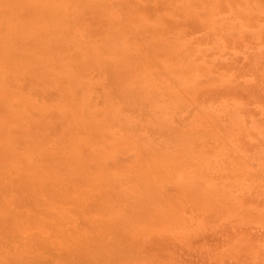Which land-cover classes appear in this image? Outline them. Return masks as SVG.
<instances>
[{"label": "rangeland", "instance_id": "obj_1", "mask_svg": "<svg viewBox=\"0 0 264 264\" xmlns=\"http://www.w3.org/2000/svg\"><path fill=\"white\" fill-rule=\"evenodd\" d=\"M7 1L8 0H4V1L2 0L1 2L0 0V44H3L2 47H4L5 44H7L9 48L4 47L2 48V50L8 49L9 52L8 50L5 51L10 53L11 55L10 54L8 55V53L2 51L0 46V50H1L0 60L1 62H6V60H8V62L12 61V63L14 64V62H16L18 59H21V57H23L22 60L23 61L25 60L26 62L24 61L23 64L22 62L17 61L18 62L16 63L17 67L12 66L13 64L11 62L10 63L7 62V63L12 65H7L6 63L5 64L2 63L3 65H1L0 63V70H1L0 71V75H1L0 102H3V105L2 103H0V113L2 112L0 114V123H2V127L8 123H9L8 125L12 126L13 129L15 127V131L19 135L18 137H20V134L18 132L19 128L21 129L20 132L21 133L23 132L26 136L27 135L26 132L22 131L23 125H24L23 130H25L26 128L27 131L30 129L28 127L32 128V124L34 123L33 124L34 129L33 128L30 129V131L34 130V132L32 131L33 133L31 135H35L36 133V135L39 136L38 137L39 140L41 141L40 144H43L45 149L43 145L38 144L40 145L39 148L42 147V151H43L42 153L40 151L41 149H39L38 146H35L36 143L33 144L35 147H33L31 143H29V141L36 142L35 140H37L36 136L35 139L31 137V135H29L31 133V132L29 133V131H28L29 136L27 135L28 137L26 136V138H24L23 141L27 140V142L25 141V144L27 143L30 144V146H32V149L36 151L35 152L33 150L35 154H33L32 149H31L32 152L30 151V149H28L31 148L29 145L27 146L24 144L26 148L28 147L26 149L24 145L20 144L23 143V141L19 143L9 142L8 143L9 147H11L12 144H16L15 146H19L18 144H20L21 146H24V148H22L21 146L17 147V149L21 147L22 150H17L15 146L14 148H12L15 151V152L13 151L14 153L12 155H16L18 156V158L16 159L11 157L10 158L11 161L9 163L10 165H8L6 169H8L9 173H13L15 171V173H13L15 175L9 176V173H6L8 175H4V176H8L11 179V181L13 179V182L16 181L17 184L20 180L21 181L24 180V178L25 180L31 179L30 181L28 180L25 181L24 183H22L23 181L22 182L20 181L19 183H22V186L23 184L24 186H28L30 182H32L31 184L38 183L37 185L36 184H34V186L32 185V188H34L35 185L37 188V186L41 184L40 183L41 179L48 180L50 184H53V180L54 181L56 180L58 181L55 182L58 183L57 185H60L61 183L64 184L66 181L67 182L65 183L66 185L68 184V186L71 188L75 185L74 187L79 190H82V192H85L84 190H86L88 191L87 193L89 194L98 193V195L102 194L100 192H103V194L100 196L104 195V197L106 196L104 193H106L109 196V192H110L113 197H116L118 195V197L121 198V200H123L120 201L119 198H116L115 200L119 199L118 200L119 202L115 201V203L114 202L112 203V199H110L112 196H110V198L108 197L104 198V201L107 202L106 204H103L102 202H100L102 199L100 198L99 200L98 199L99 197L97 198L95 194L92 195L91 197H96L99 200L97 201L99 203H102V204L98 203L95 205L91 203L92 199L90 197H88L90 198V201L88 198H86L85 200L87 202L84 201L85 198H82L80 201V197H82L83 195L79 197L76 192L74 191L70 192L67 190V193L64 192L65 193L64 197L66 196L65 199L67 200V202L71 201L70 203H72V205L71 206L69 205L70 208H67L70 211L68 210L66 211L64 210L66 209L65 206H67L70 203L66 204L65 206L61 205L62 206L61 208L59 206L60 205L59 203H61L64 200V197H61L60 199L62 201L58 203V201L57 202L55 201L56 198L54 197L55 198L54 199L52 197L55 196L54 194H52L53 193L52 191V193H50L52 194L50 198L53 200L50 199L51 201H49L48 203L49 205L48 208H50V215L48 217H44L43 219H41L43 217V214L44 215L49 214L47 206H44V209L46 207L47 211L45 212L42 211V215H40L41 214L40 210L39 211L37 210L40 213V214L38 213L40 217L36 215V219L34 221L35 223L38 224L35 223L33 224V221L32 223H30L33 224L31 225L32 227L34 226L32 228L30 227L29 222L31 221L30 219L35 218V214H36V213L33 214L32 211L33 210L36 211V209H38L39 207L41 208V201L39 199H41L40 197H42L44 194H41V196L38 194L40 196L39 197L36 194L39 192V190L38 192L34 193L33 192L34 190L32 191L31 188L30 189L28 188V190H31L32 192L30 191L28 193L27 191L26 193L22 192L21 200L24 194L26 195L28 194V196H24L23 199L25 197L32 198L31 196L32 194L30 195L29 193H33L34 197L32 199H34V201L37 200V202L39 200L40 206L38 205V208H36L37 205H33L34 201H31L30 204L32 205H30L29 207L31 208L32 206L35 207V208L33 207L34 209L33 208L31 209L32 211L27 209L28 207L26 208L24 207L25 208L24 209L22 207L23 205L22 206L20 205V207H22V210L20 208V211L25 210L24 213L22 212L23 215H28L29 213H31L30 215H28L29 217L32 216L33 214V218L32 217L28 218V220L26 221L28 222L27 224L24 223L25 220H23L24 224H21L22 218L21 219L18 218L17 221H15L16 219L14 217L8 216L9 217L8 219L11 220V224L6 225L9 231H10L9 228L11 226L12 228L14 227L13 230L16 233L18 230V233L14 234V238H16L15 239L16 241L19 240L18 237L21 238L23 237V235H24L23 238H25V234L32 236L31 239H28L29 242H27V240H25V242L23 240H21V242L19 241L20 244L24 242L23 244L25 248L21 246L18 243V241L17 244L15 245L13 244L14 247H11L12 249L16 250L19 253V256L22 258L20 259L22 264L23 263L36 264L34 263L35 257H32L35 252L32 253V251H37L36 250L37 248L36 249L32 248L29 245H34V246L36 245L37 247L43 246L44 248L47 249L46 251L44 250L45 253H47V258L44 255L45 253L38 254L39 252L38 251H37L38 253L36 252L38 257H41L42 255L44 257L43 259L46 258L45 261L46 264L59 263L61 258L59 259V261L57 259L56 262H54L55 258L52 257L54 252L55 254L56 253L60 254L59 253L60 249L53 248L54 251L52 252L51 245L55 246V243L58 242L56 246L60 248V245L62 244V239L60 241L59 238L61 236H59L58 238L52 237V241L56 240V242H52L54 244L51 243L50 245L48 243L49 238L53 236L54 232L56 231L55 230L56 228L59 229V231L61 230V232H63L64 234L66 230V233H68L69 236L67 237L64 234H62L64 235L62 236L64 243L62 244L61 250L65 252L66 250L63 248L68 247L67 246L68 244L70 247H72L73 244L71 245V242L69 241L71 239L72 242L74 243L73 246L77 244L78 246L77 248H79L80 251H82L81 253L79 252L78 253L82 254L81 255L82 257L83 255L85 257H88L87 259L90 260L89 264H95V262H97L96 264L99 263L101 264H264V206H262V203L259 206L260 202H263L264 204V199H263L264 191L260 190V188L264 190V91H263L264 64L261 66V68L263 67L262 70L260 68V62L255 60L257 57H259L260 60H264V0H236V1L235 0L234 1L233 0H166L167 2L164 0H158V1L153 0L157 2V4H159L157 5L159 7H163L162 6L163 3L166 2L164 4H166L167 7L170 6V9L163 10L166 7L164 5V8L160 9L162 10L161 11L162 14L161 12H158L157 9L151 10L152 18L151 15L150 16L148 15V13H151L149 10H147L148 12H146V14L145 12L144 14L141 13L142 11L138 12V10L137 12H134V10L136 9L135 7H137L136 6L137 3H135L134 6L133 5L134 3L130 2V0L129 1L128 0L127 1L126 0L123 1L122 0H88V1L82 0L83 5H81V2H79L80 0L79 1L78 0H9L8 2ZM137 1H139V3L141 4L140 6L145 9L154 6V3L150 2L152 0H148V2L150 3H147L146 0H145L146 2H144L143 0H137ZM230 1H232L235 6H233L232 2ZM238 1L242 2V4H239ZM3 2H5L6 4H1ZM24 2H26L25 4H27L26 6H28L27 8L32 7L31 10L32 14L30 13V11L26 12V17L24 16L23 8L21 9V7L24 5L23 4ZM123 3L126 8L123 6ZM78 5L79 7H77ZM85 5L92 6L91 11L89 9H86V11L88 10L90 12H86L84 8L81 7ZM223 5L227 7V8L225 7L227 11H225ZM26 6L24 5L23 7L26 8ZM93 6H95L96 8ZM80 7L82 8L81 10ZM97 7H98L97 13L98 15H100L99 18L98 16H96ZM152 8L154 7H151V9ZM82 10L86 12V15L84 12H82ZM16 11L19 13L18 15L16 14L17 13ZM68 12L70 13V16L71 14H73L71 17L69 16L70 18H68L69 15ZM81 12L83 13V15L81 14ZM91 12L92 15L94 16H91ZM184 12H185V16H187L186 14H188L190 19H192L193 17L194 20L197 19L200 25L196 24L197 28L195 27L190 29L189 22L191 21L193 22L194 20L192 19L188 21L189 20V19L187 20L188 17L187 18L184 17ZM190 12H192L191 16H190ZM27 13L28 14L30 13V18L27 17L28 15ZM78 13L80 14L78 15ZM87 14H90L91 17L90 20L88 16L91 22L90 28L93 29V34H92L93 37H88L91 35L92 32L86 34L85 30L83 29L84 26L86 28L89 26L86 25V23H88L87 22L88 18H86L84 21L80 19V21H83L85 23V25L83 26H81L80 21H77L76 22L77 24L75 23V21L78 20L76 19L77 17L82 16L85 18ZM249 14L253 15V17L251 16L249 17ZM12 15L14 17L11 18ZM254 15L256 18H254ZM95 16L96 18H93ZM66 17L68 18V20L66 19ZM162 17L168 18V21L170 18H171L170 21L173 20L175 22L177 20L178 22L181 20L182 23L179 22L180 24H183L184 21L185 25L179 26L177 24L176 27L174 26L168 27L166 25L168 24V21L167 23H165L166 20L165 22H163ZM31 18L34 19L31 20ZM71 18L73 20H71ZM100 18L102 19L104 18L103 20H107L109 18L110 19L109 21H106L107 24L104 25L101 24L103 23L102 20L100 23L98 22L100 21L99 20ZM159 18H161L162 20ZM249 18H253V19L250 20ZM39 19H41L42 21L41 20L38 21ZM63 19H65L67 23ZM119 19H122V21L126 22V24H128L129 26L128 27L129 29L126 28L127 25H124L125 23ZM116 20H118L119 23L116 22L113 24V21ZM253 20L254 23L256 22L254 26L253 24H251V21ZM32 22L35 26L32 24ZM121 23H123V26H125V27L122 26L123 30L121 29L120 26ZM30 24L32 26H30ZM108 24L113 25L114 27L108 26ZM136 25H138L139 29L136 27ZM144 25L145 26L147 25L148 27L146 28ZM149 25L150 27L151 26L155 27V30H153L152 27L149 28ZM172 25L170 24V26ZM79 26L82 27V29L78 28ZM133 27L136 28L135 30L137 32L138 30L141 29L140 31H142V33H139L140 32L139 31L138 33H136L138 35V36L136 35L137 36L136 37L135 30H133ZM32 28L34 29V31ZM98 28L100 29L98 30ZM148 28L152 29L154 33H151L152 31L150 32L146 31V29L148 30ZM102 29H105L106 31ZM126 29H128L129 31L128 30L126 31ZM158 29L160 30L159 32H157ZM100 30H102L101 33L99 32ZM56 31L59 34L58 33L55 34L54 32ZM210 33L212 40L211 38H208L207 40V42L210 41V43L201 44L198 41L197 42L193 41V40H197V38L201 36H202L201 39L204 38L205 40V37L208 35L210 36ZM47 34L49 35V37H47ZM130 34H132L133 37ZM84 35H86L85 36L86 38L84 37ZM146 35L149 36L145 37ZM17 36L19 37L27 36L26 37L27 41H30L32 43H30L29 45L28 44L25 45V41H26L25 38L23 39V41H19V40L15 41L17 39ZM224 36L228 38L230 37L231 40L230 41L228 40L230 44L227 43L230 45V47L226 46L227 45L226 40L228 38L226 39ZM1 38L3 39V41H6V43L1 42L2 41ZM238 41L240 42V44ZM7 42H9V44ZM12 42L14 46H12L11 44ZM15 42L17 44L16 46H15ZM21 43L22 44L24 43L25 46L22 47ZM51 43L54 44L51 47H49L50 46L49 44ZM186 43L190 46L186 45ZM58 44L61 49L59 48V46L57 47ZM235 44H238L237 45L238 48L235 47ZM185 45L188 47H186ZM64 46L67 47L65 48ZM191 46H194V48H192ZM53 51L54 53H52ZM58 51H60L61 54L64 56L66 53H68V55H70L72 59L73 58L75 59L76 57L79 58L78 56L74 57L75 53L78 52L80 56V58L78 59L79 61L75 59L74 61L75 63H73L72 65L74 67H72L70 65L72 64L71 57H70L71 60L67 61L68 59L67 58L65 59V62H63L64 58L67 56L63 58L61 56L60 58H58L60 53ZM255 51L258 53L259 56L257 55H256L257 57L255 56V54H257L255 53ZM1 52L7 54V57L5 56L4 53ZM2 54H4L6 59L4 58V56H2ZM14 54H16L15 57H13ZM25 54L26 55L29 54V55L26 56ZM251 54L255 58L254 60H251L250 63L252 64L251 65L249 64L251 67L246 69L247 72H245V69L243 71H241V69L239 70L238 67H233L235 68V70L234 69L231 70L229 66H233L235 64L240 65V67L242 66L241 65L242 61L240 60L241 58L239 56H241L242 59L246 60L245 56L247 55L252 56ZM9 56L10 57L12 56L11 59H7L9 58ZM17 56L20 57L18 58ZM14 58L15 59L18 58V59L15 61ZM26 58L29 59L27 60ZM30 60L34 63L33 64L30 63L31 62ZM257 60L259 59L257 58ZM55 61L57 63H55ZM105 62L106 64H108V66L111 65L110 71L113 70L112 72L113 74L109 72V74L112 75H108V76L106 75V77L104 74L105 70L102 68V67H106ZM216 62L217 63L222 62V63H220V65L214 64ZM20 63L24 65L22 66L21 64L20 67H22L23 69L21 68L18 71L21 74H24L23 75L24 85L22 84L24 86L23 87L24 90H22L23 88L20 89L22 86H20L19 91L14 87H12L13 90L15 89L16 91H18L16 92L13 91L10 88V86L6 88L5 85H7L10 81L13 80H15L13 82L18 87L19 85H21V83H23L22 79L21 81H19L20 80L19 77H16L18 73H16L17 71L14 70L16 68L17 69L19 68ZM47 63L48 65H46ZM54 63L56 64L53 65L54 67L49 66V64L51 65ZM224 64L225 66L226 64L229 65L228 67L230 68V71L228 68H226L227 69L226 70L224 68L225 66H222ZM29 65L31 66L29 67ZM57 65L59 66L57 67ZM64 65L65 66L67 65L68 67L67 66L65 67ZM80 65L83 68L80 67ZM5 66H12L14 67V69L12 70H9V68L5 69L4 68ZM78 66L80 67L79 68L80 70L78 69ZM39 67L41 69H38ZM94 67L97 68L94 70L92 69ZM201 67H203L202 70ZM221 67H223L224 69ZM31 68H33L32 70L34 72L31 71ZM101 68L103 69L102 72H100ZM24 69L27 71L28 74L32 73L29 74L30 76L28 77H30V79L29 78L28 80L26 79L27 81L25 80V76L27 77V75H25L26 71ZM107 69L109 70V68ZM176 69H178L179 71ZM8 70L10 73L8 72ZM212 70H216L217 72ZM12 71L15 73H11ZM81 71H83L84 74H82ZM85 71H89L88 73H90V75H87L86 77L87 72ZM93 71L96 72L94 73ZM91 72L94 74L92 75ZM252 72H256V73L253 74ZM2 73H4L3 76ZM54 74L64 77L65 79L60 77L63 80H61V82L56 81L55 84L54 81L58 80V76L56 79V75ZM5 75H7L6 76L7 80L5 79L6 78ZM45 75L49 77H46ZM9 76L13 78L16 77V79L18 78L17 79L18 81L13 78L10 80L11 77ZM88 76L90 77L88 78ZM112 76H114V79L116 80H112L113 79ZM51 77L52 78L54 77L55 79L54 78L52 79ZM105 78L109 80L110 78H112L111 80L113 82L115 81L114 84L111 83V85L113 86L109 84L111 87L107 88L108 87L107 83L108 82L110 83V81H107ZM2 79H4V81ZM38 79L40 82L37 81ZM48 79L50 80L48 81ZM69 80H72L71 84ZM104 80L105 82L106 81L107 82L106 83L103 82ZM50 81L51 83L53 81L54 83L53 87L59 85L60 87H55L58 88L57 90L56 89L51 90L50 88L53 87L49 88V86H45L48 85ZM239 81H241L242 83ZM17 82H19V84H17ZM31 83L33 84L32 85L33 90L29 91L30 89L28 88H30L31 85L29 86L28 84ZM51 83L49 85L52 86ZM102 83L104 84V86H107L105 87L107 89L103 88L104 86L102 85ZM249 83L252 85L254 83V85H258V86L252 88ZM10 84L12 85L11 82ZM15 84L13 85L15 86ZM116 85L117 87L113 88ZM38 86L39 88L37 90ZM259 86L262 89H260ZM41 87L43 88V90L41 89ZM222 87H224L225 89L234 88L232 89L233 92H236V96H238L237 94H240L239 95L240 98H236L233 92L230 94V92H228L227 90L225 91H227L228 93L227 92L222 93V90L220 89ZM5 88L6 89L10 88V89L6 91ZM199 88L200 90L201 89L202 90L200 91V94L197 95ZM205 88L207 89L205 90ZM46 89L49 90V93L52 91L54 92L56 91L55 93H57L56 95L59 94V97L57 96L58 98L55 99L54 98L55 93L53 92L54 96L52 95L53 98H50L51 95L49 96L48 92L47 93L45 92ZM108 90H110L111 93L114 90L115 93L113 92L112 93L113 95H111ZM209 90H214V91L216 90L218 93L219 91L221 93L217 94L216 92V94H212L213 92ZM25 91L26 93H30V94L32 93L31 95L32 99L30 98V96H27L30 94H24ZM37 91H39L40 93L42 92V94L45 92V94L43 96L39 94L40 95L39 96ZM92 92L95 93L99 92L96 93L97 95L93 93L94 95H96V97L94 96V99L92 97L93 96ZM165 92L167 93L166 95ZM115 94L118 96V97L116 96L117 98L115 97ZM228 94L229 96H226ZM232 94L234 95L232 96ZM73 95H75V97ZM204 95H206L207 97L206 96L204 97ZM112 96L114 98H112ZM241 96L242 97L244 96L243 98L244 100L242 99ZM202 97L204 98L201 99ZM210 97L212 98L215 97L214 100L216 101L214 102V100L211 99H207L208 101L205 100L206 98H210ZM95 98L101 101L102 103H99L98 101L97 103H99V105H97V103L95 102L96 101ZM4 99L11 101L12 104H10L8 101L9 105H6L8 103ZM51 99H55V100L49 101ZM86 99L89 100L91 99V100L88 101ZM199 100L205 103L211 100V103L203 105L200 104ZM14 102H17L19 106H21V108L18 105L16 107L13 106ZM21 103L24 104V106L26 104L29 107H31L32 105L35 106H32L31 107L32 109H29L28 106L24 107ZM43 103L46 104V107H44L45 105L43 106ZM136 103H138V105ZM123 104L126 105V109L123 107ZM140 104L141 105L143 104L142 105L143 107ZM5 105L8 106V108L4 107ZM27 107L28 109L25 110ZM37 107H39L40 109ZM9 108L11 109L9 110ZM48 108H50L54 114L58 113L56 110L62 109L63 111L61 110V112H65V113L67 112L68 113L66 114L67 116L69 114L72 115L71 116L72 118L68 117L69 119H72V121L69 120L68 122L65 123L68 124L67 126L69 128L66 127V125L65 127H62L61 125L63 121L59 120L62 117H64L65 113H61V117L58 120L56 119L53 121V118L54 117L56 118L57 115L56 116L53 114H52L53 116L50 115L52 111L50 112V109ZM41 109L45 110L44 114L45 116H49L48 117L49 119L47 117H46L47 120L45 118L44 119L41 118L42 114L40 115V113L43 111ZM189 109L191 110V114ZM24 110L25 112L26 111L27 112L25 113ZM31 110L36 112L35 113L36 115H34L36 118H33L34 116H30L31 112L29 111ZM132 110H135V112ZM48 111L50 112L49 115H48ZM96 111L98 112L99 115L96 114L94 115L93 112L97 113ZM131 111L134 112V114ZM256 111H258V114L256 115L254 114L255 115L254 116L252 113H256ZM14 112L16 113V115ZM130 112L132 113V115L130 114ZM10 113L12 114L10 115ZM13 113L15 115V120H17L16 122L13 118L14 117ZM26 114L29 115L30 117L29 119L32 121L28 120L27 118L28 115L26 117ZM146 114L147 116L145 117ZM1 115L4 117H2ZM151 115H153L154 117L153 116L151 117ZM143 116L145 118H143ZM148 116L150 117V119ZM185 116H187V118ZM140 117H142L144 120H142V118ZM173 117L174 119L176 118L175 120L176 122L173 121ZM137 119L140 120L137 121ZM50 120H52V122L56 124L57 127L58 126L62 127L61 130L63 131L62 132L60 130L59 132H55L54 135L56 138L58 137L57 138L58 140L56 141L53 140V142H57V144L54 145L55 144L54 143L53 146L51 145L52 144L51 138L53 136H51L50 138L48 135L49 132L55 130L56 127H54L55 126L54 125L53 129L49 132H46L47 129L45 128V126L47 127L49 125V123L48 122L46 123V121L50 122ZM177 121H179L180 124ZM246 121L248 122L246 123ZM17 123L19 124L21 123V124L18 125ZM28 123H30L29 124L30 126L27 125ZM17 125L21 126L22 128L21 127L18 128ZM43 125H45L44 126V128L46 129L45 132L43 131L44 128L43 130L41 128V126ZM92 125L94 127H92ZM142 125L144 127L143 129H142ZM148 126H150V128ZM123 127L124 129L122 130L121 128ZM48 128H50V126H48ZM152 128L153 129L155 128V130H153ZM81 129H82L81 132L83 133L77 134L80 133L79 130ZM156 129H158L157 132H159V134H157V132L155 133ZM161 129H165L162 130L163 132L162 134H164L167 131L166 136L165 135L162 136V134H160ZM12 131L11 134L14 137H17L15 136L16 133L14 135L15 131L13 133ZM149 132L150 133L153 132L155 134L153 133L150 134ZM92 135L94 137L96 136L95 138L96 141ZM106 135L110 136L111 138L106 137ZM240 135L241 136L243 135L244 139L240 138L241 137ZM71 136L73 138L70 139ZM233 136H235L234 139ZM236 136L239 139H237ZM29 137L31 138V140L28 139ZM66 138H68V140ZM32 139L35 140L33 141ZM207 139L208 141L211 142L213 141L215 144L213 145L212 144L213 142L210 144V142H207ZM240 139L241 140L243 139V142H241ZM218 140L220 141V143H218ZM129 142H131L130 145L131 149H129L130 146L127 147V145L130 144ZM246 142L250 143V144L247 143L248 147L245 144ZM47 143L50 145H48ZM240 144L241 145L244 144L242 146L243 149L242 147H240ZM244 147H246L245 150ZM250 147L253 149H251ZM25 149L26 151L29 152L30 154L29 156L27 155L28 152L25 153L26 151H23ZM246 149H251V150H246ZM52 150L56 155L53 153L49 155V153L52 152ZM45 151H47L48 154ZM21 152H24L25 153L24 156L27 155L28 158L24 157L23 153ZM68 154H70L71 157ZM53 155H55L54 158L56 160L57 157H59L60 161L57 160L59 162H56L52 157L51 158L53 159V161L51 160V158L49 159V156H53ZM22 156L24 157V159H22L23 158ZM90 158H93L94 162L92 161L93 159L91 160ZM43 159L48 161L49 164L46 161L43 162L44 161ZM88 159H90L91 161ZM25 160L27 162H25ZM49 160H51L52 163H50ZM45 163H47L46 166ZM59 163L60 166L58 165ZM17 165H19L17 169L20 171L14 170L17 167ZM10 166L12 172L11 170H9ZM62 166L65 169L62 168ZM37 167L39 170L37 169ZM50 168L51 171L49 170ZM69 169L71 170V172H69L70 171ZM40 170H42V172ZM65 171L67 173H65ZM72 172H74L75 174L77 173L76 174L77 177H75L76 175ZM249 172L252 176L249 174ZM252 172H255V174ZM42 175L44 178L42 177ZM256 175H258V177ZM16 176L18 178H16ZM92 176L94 178H92ZM8 177H5V180L0 177V182H1L0 191L4 186H5L4 188H7V186L10 188V184L13 183L9 180ZM38 177L41 179H39ZM61 178L62 179L64 178L63 179L64 181ZM1 179H3V181ZM50 179L52 182H50ZM83 179L84 181H86V183L84 181L82 182L79 181ZM93 179L94 181H92ZM6 180H7V184L5 183L2 185V182L4 183ZM16 182L13 183L12 185L16 184ZM90 182L92 184H89ZM44 183L45 182L43 181L42 184ZM49 183H45L46 185L44 184L45 189L46 186L52 187ZM55 183L54 186L56 185ZM75 183H77V185ZM42 184L38 186L39 187L38 189L41 188ZM63 184L62 186L60 185V187L62 188L59 187L60 191L57 190L58 192H60L58 193V195H63V193L61 194V190L66 186L65 185L63 187ZM78 184L81 185L80 186L81 188L78 187L79 186ZM18 185L21 187V189L19 188V186H16V188L15 186H13L12 187L13 190L14 189L17 190L19 188L18 190L21 191L23 189L24 186L22 187L20 184ZM255 185H257V188L253 189ZM258 185L261 187L259 188ZM96 188H97V192H96ZM74 189L72 188V190ZM252 189L254 192L252 191ZM13 190H10V192L12 193ZM52 190H56V189H52ZM73 192L77 195L76 197ZM18 193L19 192L17 191V194ZM54 193L56 194V192ZM35 194L39 198L36 197ZM16 195L14 196L18 197ZM0 197H2V193ZM77 197L79 199H77ZM247 197L253 199H248ZM35 198L37 199L35 200ZM1 199H3V197L0 198V200ZM32 199H29L28 203ZM21 200L20 203L23 202V201L21 202ZM41 200L43 203L44 201H46L44 196ZM252 201H254L255 203ZM37 202L35 204H37ZM51 202L52 204L56 202V204L55 203L53 204V206L56 207L53 208V206H51L52 204H50ZM62 203L65 204L66 203L65 200ZM57 205L59 206L61 211L60 210L58 211L56 209L58 208ZM79 205L80 206L82 205L83 207L86 205L89 208V210L87 207H84L85 209L84 211L86 212H84L83 215L81 212L82 208H77ZM188 205L190 208H188ZM73 206L74 208H72ZM127 206L129 209L127 208ZM76 208L81 210L80 212L83 216L85 215L88 216V217L86 216L83 217L84 218L83 222L85 227H88L89 225H91V223L92 225L98 224V227L93 225V227H90V229H88L89 227L86 229L84 225H82V222H79L80 216L78 218L76 216L73 217L74 215L73 213L77 212ZM125 208L127 211H125ZM94 209L95 212L91 213L93 212ZM96 210H98L100 213L96 212ZM112 210L114 212H112ZM191 210L194 212H192ZM189 211L192 213H190ZM51 212L54 213L55 217L56 216L59 217L58 221H56L58 217L54 218L53 213ZM71 212L73 215L71 214ZM87 212L89 213L90 216L88 215ZM56 213L62 214V216L67 213L68 215H66V217L68 219V222L66 221L67 220L66 217L64 219L63 217H60L61 215ZM69 214H71V216L68 218ZM199 215L200 217H198ZM37 217L39 218V222H41V220L44 223L47 221L49 225L48 228L46 227L47 229H49V227L52 228V226L55 225L54 232L50 231L52 235L49 238H48L49 236L48 234L51 233H48L49 230L45 229L44 223L41 222V224H43V227L39 225V222H37L38 221ZM25 218L23 217V219ZM60 218L66 222H59L61 221ZM83 218L80 219L83 220ZM71 220L72 222H70ZM86 220L90 222V224L88 222H85ZM48 221L49 222L54 221V222L51 224ZM6 222L10 223L8 220H6ZM57 222L63 223L64 225L63 226L59 225L57 224ZM103 222H105L106 225L110 224L109 226L111 227L109 228H112L110 231L114 232L111 233L113 238L112 236H110L109 233H107V237H106L105 233L107 232L108 228L103 226ZM99 223L101 224V226H99L100 225ZM77 224L78 225L81 224V226H76ZM15 225H17V227ZM22 225L24 226L22 227ZM57 225L59 228L56 227ZM68 225L71 226L70 228L72 230L69 228ZM35 226L39 228V230H37V228L35 229ZM72 226H76L77 230H75L76 228L73 229ZM63 227L65 229L64 231H63ZM81 227H83V230ZM102 227H105L107 229H104ZM3 229H0V233L2 232ZM40 229L41 230L44 229L43 230L44 232L47 231L46 232L47 236L44 235L45 234L44 232L42 231L40 232ZM113 229H115V231ZM81 230L84 232L87 230V232H85L87 236L85 235V233L82 234L83 232ZM19 231L22 232V235L21 232ZM29 231L30 233H28ZM33 231L34 232L36 231L35 232L36 234ZM100 231H102V233ZM195 231H197V233H195ZM24 232L25 234H23ZM31 232H33L34 234ZM38 232H40L39 234L41 237H37V238L41 239L42 236L43 237L45 236L44 240L41 239L44 242L40 243L39 240H35L34 236L39 235ZM56 232L54 235L58 236ZM103 232H105L104 238L106 237V240L104 239L102 240V237L99 238L102 235H99V237L97 235L98 233L103 234ZM2 233L0 234L1 236ZM8 233L6 232L7 236ZM6 234L4 233L3 235L5 237L2 236L1 237L2 239H0L1 246L5 243L3 242L2 244V240L7 237ZM59 234L61 233L59 232ZM88 234L93 237H95L96 235L98 239L97 237L95 238L97 240L99 239L102 240V242H100L99 240V244L98 246H96L98 241H96V239H91L93 240L92 243L94 242L93 244L94 248L93 246H90L91 245L90 243L83 242L84 244H82L81 241H79V239H81V236L83 237L86 236L88 238L87 240L85 239V237L84 238L82 237L81 240L89 241V238L91 236L89 237ZM46 237L48 242H45ZM65 237L67 238V241H65L66 240L64 239ZM75 237H77V239ZM7 238L8 240L11 239L9 237ZM68 238L70 239L68 240ZM11 241L14 243L13 240ZM33 241L34 242L38 241L41 245L38 244L37 242L33 243ZM9 244L8 246L10 247ZM3 247L4 249L6 248L7 251L9 250L7 246L3 245ZM31 249L33 250L31 251ZM3 250L0 251V257H2V255H4L5 257L7 256L5 254L6 252L5 251L3 252ZM74 251L75 248L73 252ZM66 252L65 254H62L60 256L64 257L63 255H66ZM12 253L15 254L14 251ZM77 254L76 257H78ZM67 256L68 255H66V257ZM58 257L59 256L56 255V258ZM68 259H70V257ZM64 260L66 259L64 258L63 261ZM91 260L94 261L92 262ZM20 261L19 264L21 263ZM63 261H60L62 262L61 264H63ZM70 261L71 260H69V262ZM76 261H78V259H76ZM69 262L67 263L64 262V263L70 264ZM72 262L73 261H71V264Z\"/></svg>", "mask_w": 264, "mask_h": 264}, {"label": "bare ground", "instance_id": "obj_2", "mask_svg": "<svg viewBox=\"0 0 264 264\" xmlns=\"http://www.w3.org/2000/svg\"><path fill=\"white\" fill-rule=\"evenodd\" d=\"M3 1H4V0H3ZM8 1H9V0H8ZM8 1H7V2H8ZM78 1H79V0H78ZM87 1H88V0H87ZM122 1H123V0H122ZM126 1H127V0H126ZM128 1H129V0H128ZM143 1H144V2L147 1V3H150V2H151V3H154V6H151V7H154V8L151 9V7H150V8H146V9H145V8H143V7L140 6L141 4L139 3V1H137V0H130V2H133V3H134V4H133L134 6H135V3H137V4H136L137 7H135L136 9L134 8V9H135L134 12H137V10H138V12H141V11H142L141 13L144 14V12H145V14H146V12H148L147 10H149V11L151 12V10H155V9H157L158 12H161L162 10H160V9L164 8V5L166 6V4H164V3L167 2L166 0H164V1H166V2L163 3V5H162L163 7H159V6H157V5H159V4H157V2H155V1H153V0L150 1V2H148V0H146V1L143 0ZM157 1H158V0H157ZM233 1H234V0H233ZM235 1H236V0H235ZM1 2H2V0H1ZM12 2H13V1H12ZM15 2H16V1H15ZM17 2H18V1H17ZM79 2H81V5H83V4H82V0H80ZM83 2H84V1H83ZM160 2H161V1H160ZM162 2H163V1H162ZM222 2H223V1H222ZM230 2H232V1H230ZM21 3H22V2H21ZM25 3H26V2H24L23 4L26 6L27 4H25ZM68 3H69V2H68ZM76 3H77V1H76ZM76 3H75V4H76ZM84 3H85V2H84ZM125 3H126V2H125ZM172 3H173V2H172ZM219 3H220V2H219ZM238 3H239V4H242V2H239V1H238ZM1 4H6V3L3 2V3H1ZM7 4H8V3H7ZM17 4H18V3H17ZM19 4H20V3H19ZM63 4H64V3H63ZM90 4H91V3H90ZM121 4H122V3H121ZM232 4H233V6H235L233 2H232ZM24 5H23V6H24ZM133 5H132V6H133ZM167 5H168V4H167ZM224 5H225V4H224ZM224 5H223V6H224ZM12 6H13V5H12ZM23 6L21 7V9L23 8V10H24L23 13H24V16L26 17V12H29V11H30V13H31V12H32V11H31V10H32V7H29V8H30V9H29V8H27L28 6H26V8H27V9H26V8H24ZM88 6H89V7H88ZM116 6H117V5H116ZM121 6H122V5H121ZM123 6L125 7L124 3H123ZM155 6H156L157 8H156ZM179 6H180V5H179ZM16 7H17V6H16ZM77 7H79V5H78ZM81 7L84 8L85 11H86V9H89V10L91 11V7H92V6H90V5H85V6H81ZM81 7H80V10L82 9ZM93 7H95V6H93ZM140 7H141V8H140ZM174 7H175V5H174ZM225 7H226V6H224V8H225ZM95 8H96V7H95ZM95 8H94V9H95ZM125 8H126V7H125ZM138 8H139V9H138ZM226 8H227V7H226ZM226 8H225V11H227ZM28 9H29V10H28ZM74 9H75V8H74ZM127 9H128V8H127ZM129 9H130V8H129ZM165 9H170V6H168V7L166 6L163 10H165ZM8 10H9V9H8ZM23 10H22V11H23ZM25 10H27V11H25ZM50 10H51V9H50ZM53 10H54V9H53ZM84 10H82V12H84L85 15H86V12H90V11H88V10L85 12ZM139 10H140V11H139ZM144 10H145V11H144ZM95 11H96V10H95ZM130 11H131V10H130ZM16 12H17V11H16ZM75 12H76V11H75ZM82 12H81V14L83 15ZM97 12H98V7H97V11H96V13H97ZM177 12H178V11H177ZM30 13H29V14L27 13V14L29 15V16L27 15V17H29V18H30ZM35 13H36V11H35ZM51 13H52V11H51ZM100 13H101V11H100ZM102 13H103V12H102ZM163 13H164V11H163ZM191 13H192V12H190V16L192 15ZM240 13H241V12H240ZM240 13H239V14H240ZM12 14H13V13H12ZM16 14L18 15L19 13L17 12ZM31 14H32V13H31ZM68 14H69V15H68V18H70V17L73 15V14H71V16H70V13H69V12H68ZM79 14H80V13H78V15H79ZM94 14H95V13H94ZM155 14H156V12H155ZM161 14H162V12H161ZM171 14H174V13H171ZM242 14H243V13H242ZM65 15H66V13H65ZM101 15H103V14H101ZM148 15H149V16L151 15V18H152V12H151V13H148ZM186 15H187V16H185V12H184V17H186V18L188 17V18H187V20L189 19L188 21H190V20H192V19L194 18V17H193L194 14H193V16H192V17H193L192 19H190V17H189L188 14H186ZM240 15H241V14H240ZM15 16H16V15H15ZM69 16H70V17H69ZM88 16H89V18H90V20H91L90 14H87V16H85V18L82 17V16L77 17L76 19H78V20H76L75 23H76L77 21H80V19L84 21L86 18H88ZM91 16H94V15H92V12H91ZM96 16H98V18L100 17V15H98V13H97ZM96 16L93 17V18H96ZM123 16H124V15H123ZM129 16H130V15H129ZM153 16H154V15H153ZM162 16H163V15H162ZM241 16H242V15H241ZM250 16L253 17V15H250V14H249V17H250ZM12 17H14V16L12 15L11 18H12ZM73 17H74V16H73ZM101 17H103V16H101ZM163 17H164V16H163ZM163 17H162V18H163ZM172 17H173V16H172ZM45 18H46V17H45ZM68 18L66 17L67 20H68ZM89 18H88V20H87L88 23H86V25H87V26L89 25V26H88L87 28L84 26L85 28L83 27V29L85 30L86 34L92 32L91 35L88 36V37H93V36H92V34H93V29L90 28L91 22H90ZM107 18H108V17H107ZM107 18H105V19H107ZM149 18H150V17H149ZM173 18H174V17H173ZM254 18H256L255 15H254ZM33 19H34V18H31V20H33ZM74 19H75V18H74ZM103 19H104V18H103ZM103 19L100 18V19H99L100 21H98V22L100 23L101 20H102L103 23H101V24H104V25H105V24H107L106 21H109L110 18L107 19V20H103ZM159 19H161V18H159ZM249 19L251 20V19H253V18H249ZM259 19H260V18H259ZM259 19H257V20H259ZM27 20H28V18H27ZM40 20H41V19H39L38 21H40ZM61 20H62V19H61ZM63 20H65V19H63ZM71 20H73V19L71 18ZM96 20H98V19H96ZM96 20H95V22H96ZM119 20L122 21V19H119ZM161 20H162V19H161ZM165 20H166V22H165ZM170 20H171V18L169 19V21H170ZM174 20H175V19H174ZM193 20H194V19H193ZM38 21H37V22H38ZM41 21H42V20H41ZM43 21H44V20H43ZM83 21H80V22H81V26L85 25V23H84ZM104 21H105V22H104ZM110 21H112V20H110ZM162 21L165 22V23H167L168 18H163ZM169 21H168V24H166L168 27H173V26L176 27L177 24H178L179 26H181V25L184 26V25H185L184 21H183V24H180V23H179V22H181V20H180L179 22H178V20H177L176 22L172 20L173 23H172V21H170V22H169ZM195 21H196V22H195ZM59 22H60V21H59ZM65 22L67 23L66 20H65ZM72 22H73V21H72ZM80 22H79V23H80ZM82 22H83V24H82ZM116 22L119 23V21L116 20V21H113V24L116 23ZM122 22H124V21H122ZM174 22H175V25H174ZM194 22H195V24H194ZM45 23H46V22H45ZM56 23H57V22H56ZM66 23H65V24H66ZM69 23H70V22H69ZM73 23H74V22H73ZM124 23H125L124 25H127L126 28H128V27H129L128 24H126V22H124ZM181 23H182V22H181ZM189 23H190V25H189V28H190V29L195 28V27H196V24H199V22L197 21V19L194 20L193 22L191 21V22H189ZM192 23L194 24V26H193ZM32 24H33V22H32ZM76 24H77V23H76ZM76 24H75V25H76ZM110 24H111V22H110ZM134 24H135V23H134ZM170 24H171V25L173 24V25L170 26ZM251 24H253V26H254V25L256 24V22L254 23V20H253V21H251ZM33 25H34V24H33ZM75 25H74V26H75ZM79 25H80V24H79ZM199 25H200V24H199ZM30 26H32V25L30 24ZM34 26H35V25H34ZM69 26H70V25H69ZM95 26H98V25H95ZM108 26H111V27H112L113 25H109V24H108ZM120 26H121V29L123 30V28H122L123 23H121ZM144 26H145V25H144ZM91 27H92V26H91ZM113 27H114V26H113ZM123 27H125V26H123ZM136 27L138 28V25H136ZM141 27H142V26H141ZM145 27L147 28L148 26L146 25ZM151 27H152V26H151ZM151 27H150V25H149V28H151ZM157 27H158V26H157ZM157 27H156V30H157ZM187 27H188V26H187ZM223 27H224V26H223ZM36 28H37V27H36ZM78 28L82 29V27H80V26H79ZM104 28H105V27H104ZM149 28H148V30L146 29V31L150 32V31H152V29L155 30V27H152V29H149ZM159 28H160V26H159ZM184 28H185V27H184ZM196 28H197V27H196ZM13 29H14V28H13ZM13 29H12V30H13ZM32 29H33V28H32ZM91 29H92V30H91ZM99 29H100V28H98V30H99ZM128 29H129V28H128ZM128 29H126V31H127ZM135 29H136V28L133 27V30H135ZM138 29H139V28H138ZM102 30H105V29H102ZM102 30H100L99 32L101 33ZM140 30H141V29H140ZM140 30H138V32H139ZM143 30H144V28H143ZM194 30H196V29H194ZM33 31H34V29H33ZM44 31H45V30H44ZM105 31H106V30H105ZM128 31H129V30H128ZM159 31H160V30L158 29L157 32H159ZM192 31H193V30H192ZM40 32H41V31H40ZM59 32H60V29H59ZM124 32H125V31H124ZM138 32L135 30V36L137 35L136 33H138ZM54 33L56 34V33H58V32L56 31V32H54ZM127 33H128V32H127ZM130 33H131V32H130ZM139 33H142V31H140ZM151 33H154V31H152ZM48 34H49V33H48ZM48 34H47V37H49ZM58 34H59V33H58ZM132 34H133V32H132ZM132 34H130V35L132 36ZM155 34H156V33H155ZM36 35H37V34H36ZM71 35H72V33H71ZM126 35H127V34H126ZM186 35H187V34H186ZM51 36H52V35H51ZM51 36H50V37H51ZM85 36H86V35H84V37H85ZM137 36H138V35H137ZM137 36H136V37H137ZM143 36H144V35H143ZM143 36H142V37H143ZM147 36H149V35H146L145 37H147ZM26 37H27V36H26ZM26 37H21V36L19 37V36H17V39L15 38L16 40H15V39H14V40H15V41H17V40H19V41H23V39L25 38V40L27 41V38H26ZM132 37H133V36H132ZM197 37H198V36H197ZM224 37H225V36H224ZM8 38H9V37H8ZM85 38H86V37H85ZM201 38H202V36H201V37H198L197 40H193V39H192V40L195 41V42L198 41V42H200L201 44H202V43H210V41L207 42L208 38H211V40H212L211 33H210V36L208 35V36L205 37V40H206V41L204 40V38H203V39H201ZM225 38L227 39L228 37H225ZM6 39H7V37H6ZM20 39H21V40H20ZM101 39H103V38H101ZM129 39H130V38H129ZM132 39H134V38H132ZM132 39H131V40H132ZM200 39H201L202 42L200 41ZM1 40H2L1 42H3V43L5 42V43H6V41H3L2 38H1ZM9 40H10V39H9ZM97 40H99V39H97ZM228 40H229V41L231 40L230 37L226 40V44H227V43L230 44V42H228ZM19 41H18V42H19ZM26 41H25V45H26V44L29 45L30 43H32V42H30V41H27V43H26ZM51 41H52V39H51ZM91 41H93V40H91ZM48 42H49V41H48ZM238 42H239V41H238ZM7 43L9 44V42H7ZM11 44H12V46H14V45H13V42H12ZM21 44H22V43H21ZM53 44H54V43H53ZM53 44L51 43V44H49L50 46H49V45H48V46L51 47ZM56 44H57V43H56ZM56 44H55V45H56ZM184 44H185V43H184ZM226 44H225V45H226ZM229 44H227L226 46H227V47H228V46L230 47ZM239 44H240V42H239ZM16 45H17V44H16V42H15V46H16ZM25 45H24V43H23V44H22V47L25 46ZM67 45H68V44H67ZM186 45H188V44L186 43ZM186 45H185V46H186ZM237 45H238V44H235V47H237ZM0 46H1V50H2V48H4V47H5V48L8 47L7 44H5L4 47H2L3 44H0ZM19 46H20V45H19ZM58 46H59V44L57 45V47H58ZM188 46H190V45H188ZM188 46H186V47H188ZM17 47H18V46H17ZM17 47H16V48H17ZM26 47H27V46H26ZM43 47H44V46H43ZM61 47H62V46H61ZM64 47H65V46H64ZM66 47H67V46H66ZM66 47H65V48H66ZM191 47L194 48V46H191ZM233 47H234V45H233ZM8 48H9V47H8ZM59 48H60V46H59ZM65 48H64V49H65ZM68 48H69V47H68ZM181 48H182V47H181ZM237 48H238V47H237ZM47 49H48V48H47ZM60 49H61V48H60ZM1 50H0V51H1ZM5 50L7 51L8 49H4V50H2V51H4L5 53H8V52H9V50H8V52H6ZM16 50H17V49H16ZM37 50H38V49H37ZM70 50H71V49H70ZM33 51H34V50H33ZM4 52H1V53H4ZM10 52H11V49H10ZM41 52H42V50H41ZM50 52H51V51H50ZM50 52H49V53H50ZM58 52H60V51H58ZM73 52H75V51H73ZM117 52H118V51H117ZM179 52H180V51H179ZM179 52H178V53H179ZM226 52H227V51H226ZM226 52H225V53H226ZM5 53H4V54H5ZM12 53H13V52H12ZM52 53H54V51H53ZM62 53H63V52H62ZM65 53H66V52H65ZM181 53H182V52H181ZM225 53H224V54H225ZM228 53H229V52H228ZM250 53H251V52H250ZM250 53H249V54H250ZM255 53H257V52L255 51ZM255 53H254V54H255ZM4 54H2V56H4ZM9 54H10V53H8V55H9ZM16 54H17V53H16ZM16 54H14L13 57H15ZM46 54H48V53H46ZM60 54H61V52L59 53V57H58V58H60L61 56H62V58L65 57V56H67V57L64 58V61H63V62H65V59H67V58H68L67 61L72 59V57H71L70 55H68V53H66L65 56L62 55V54L60 55ZM71 54H72V53H71ZM159 54H160V53H159ZM204 54H205V53H204ZM10 55H11V54H10ZM25 55H26V54H25ZM25 55H24V56H25ZM28 55H29V54H27L26 56H28ZM55 55H56V54H55ZM166 55H167V54H166ZM251 55H252V54H251ZM256 55L259 56L258 53L255 54V56H256ZM5 56L7 57V54H5ZM5 56H4V58H5ZM75 56H78V57L80 58L78 52L75 53L74 57H75ZM161 56H162V55H161ZM179 56H180V55H179ZM237 56H238V55H237ZM257 56H256V57H257ZM11 57H12V56H11ZM11 57L9 56V58H7V59H11ZM17 57L19 58L20 56H17ZM29 57H30V56H29ZM70 57H71V59H70ZM180 57H181V56H180ZM227 57H228V56H227ZM239 57L241 58L240 60L242 61L241 65L243 66V65L245 64V65H244L245 67H244V66H243V67H242V66L240 67V65H238V64H235V65H233V66H229L228 64H226V66H225V64H224V65H222V66H225V67H224L225 69L228 68L229 71H230V68H231V70H232V69L235 70V68H233V67H238L239 70L241 69V71H243V70L245 69V72H247L246 69L249 68V67H251L250 65H251L252 63H250V62H251V60H254L255 57H253V55H252V56L247 55V56H245L247 61H246L245 59H242L241 56H239ZM245 57H244V58H245ZM251 57H252V58H251ZM18 58H17V59H18ZM22 58H23V57H21V59H18V60L15 59V58H14V59H15V61L17 60V61L22 62V63L24 64V61H25V60L23 61ZM52 58H53V57H52ZM79 58L76 57L75 59L78 60ZM83 58H84V56H83ZM196 58H197V57H196ZM248 58H249V59H248ZM257 58H258L259 60H257ZM257 58H256L255 60L260 62V68H261V66L264 64V60H260L259 57H257ZM1 59H2V58H1ZM5 59H6V58H5ZM26 59H27V58H26ZM28 59H29V58H28ZM28 59H27V60H28ZM75 59H74V58L72 59V61H71L72 64H70L71 66L73 65V63H75V62H74ZM21 60H22V61H21ZM32 60H33V59H32ZM249 60H250V61H249ZM17 61L14 62L15 65L12 63V61H10V62H11L13 65H12V64H8V63H10V62H8V60H6V62H1V60H0V63H1V65H3L2 63H4V64L6 63L7 65H12V66H14V67H17V66H16V65H17L16 63H18ZM30 61H31V60H30ZM34 61H35V60H34ZM59 61H60V60H59ZM78 61H79V60H78ZM7 62H8V63H7ZM25 62H26V61H25ZM60 62H61V61H60ZM71 62H70V63H71ZM103 62H104V61H103ZM178 62H179V61H178ZM244 62H245V63H244ZM22 63L19 64V68H18V69L16 68L17 70L14 69V67H12V66H5V67H4L5 69L9 68V70L14 69L15 71H17L16 73H18V75H17L16 77H19V79H20L19 81H21V79H22V82H23V83H21V85H19V87H18V86L13 82V81H15V80L10 81V82L12 83V85L15 84V86H14V85L12 86V85L10 84V82H9V83H8L9 85H8V84L5 85L6 88L10 86V88H11L12 90H13L12 87H14L15 89H17V90L19 91L20 89H22V88L24 87V86H23V85H24V77H23L24 74H21L20 72H18L19 69L22 68V67H20V65H21ZM30 63L33 64L34 62L31 61ZM52 63H53V62H52ZM55 63H57V62L55 61ZM55 63H54V64H51V65L49 64V66L56 65ZM87 63H88V62H87ZM107 63H108V62H107ZM171 63H172V62H171ZM220 63H222V62H220ZM220 63H217V62H216V63H214V64H218V65H220ZM255 63H256V62H255ZM23 64H22V66H24ZM26 64H27V63H26ZM105 64H106V62H105ZM172 64H173V63H172ZM249 64H250V65H249ZM46 65H48V63H47ZM67 65H68V64H67ZM67 65H66V66H67ZM253 65H254V64H253ZM30 66H31V65H29V67H30ZM58 66H59V65H57V67H58ZM64 66H65V65H64ZM66 66H65V67H66ZM105 66H106V67H102V66H101V67L105 70V73H104V71H103V73L105 74V77H106V75H107V76H108V75H112V74H113V73H112L113 70L110 71V69H111V65L108 66V64H106ZM228 66H229L230 68H229ZM29 67H28V68H29ZM37 67H38V66H37ZM47 67H48V66H47ZM53 67H54V66H53ZM67 67H68V66H67ZM72 67H74V66H72ZM80 67H82V66L80 65ZM80 67L78 66V69H79ZM198 67H199V66H198ZM61 68H62V67H61ZM61 68H60V69H61ZM82 68H83V67H82ZM84 68H85V66H84ZM96 68H97V67H96ZM96 68L94 67V68H92V69L95 70ZM102 68H101L100 72H102V70H103ZM107 68H109V70H108ZM202 68H203V67H201V70H202ZM219 68H220V67H219ZM221 68H223V67H221ZM224 68H223V69H224ZM22 69H23V68H22ZM26 69H27V68H26ZM32 69H33V68H31V71L34 72ZM36 69H37V68H36ZM38 69H41V68L39 67ZM52 69H53V68H52ZM54 69H55V68H54ZM72 69H73V68H72ZM106 69H107V70H106ZM136 69H137V68H136ZM212 69H213V68H212ZM261 69L263 70V67H262ZM9 70H8V72H9ZM14 70H13V71H14ZM24 70H25V69H24ZM24 70H23V71H24ZM79 70H80V69H79ZM85 70H86V68H85ZM176 70H178V69H176ZM226 70H227V69H226ZM237 70H238V69H237ZM239 70H238V71H239ZM0 71H1V70H0ZM13 71H12L11 73H15V72H13ZM25 71H26V70H25ZM83 71H84V69H83ZM83 71H81L82 74H84ZM89 71H92V70H89ZM89 71H85V72H87L86 77H87V75H90V73H88ZM97 71H99V70H97ZM107 71H108V72H107ZM178 71H179V70H178ZM212 71H216V70H212ZM241 71H240V72H241ZM5 72H6V71H5ZM28 72H30V71H28ZM93 72H94V71H93ZM95 72H96V71H95ZM95 72H94V73H95ZM109 72H111L112 74H109ZM159 72H160V71H159ZM180 72H182V71H180ZM216 72H217V71H216ZM9 73H10V72H9ZM25 73H26L25 75H27V77L25 76V80H26V79L28 80V78L30 79V77H28V76H30L29 74H32V73H29V74H28L27 71H26ZM44 73H45V72H44ZM79 73H80V72H79ZM91 73H92V72H91ZM94 73H92V75H93ZM106 73H108V74H106ZM162 73H163V72H162ZM252 73L254 74V73H256V72H252ZM20 74H21L22 76H21ZM97 74H98V72H97ZM99 74H100V73H99ZM145 74H146V73H145ZM3 75H4V73H2V76H3ZM9 75H10V74H9ZM42 75H43V73H42ZM47 75H48V74H47ZM47 75H45V76H46V77H49V76H47ZM54 75H56V74H54ZM92 75H91V76H92ZM255 75H256V74H255ZM6 76H7V75H5V77H6ZM13 76H14V75H13ZM33 76H36V75H33ZM33 76H32V77H33ZM57 76H58V80H55V81H54L55 84H56V81L61 82V80L65 79L64 77H61V76H59V75H56V79H57ZM63 76H64V75H63ZM5 77H4V78H5ZM9 77H11V76H9ZM16 77H14V78L11 77L10 80H11L12 78H13V79H16ZM22 77H23V78H22ZM60 77L63 78V79H61ZM89 77H90V76H88V78H89ZM94 77H95V75H94ZM100 77H101V76H100ZM102 77H103V75H102ZM112 77H113V79L110 78V80L105 78L107 81H110V83H109V82L107 83V84H108V87H107V86H104V84L102 83V85L104 86V87H103L104 89H107V88L113 86V85H111V83L114 84L115 81L113 82L112 80H116V79H114V76H112ZM258 77H259V76H258ZM2 78H3V77H2ZM33 78H34V77H33ZM51 78H52V77H51ZM51 78H50V79H51ZM53 78H54V77H53ZM53 78H52V79H53ZM91 78H93V77H91ZM115 78H116V76H115ZM5 79L7 80V77H6ZM8 79H9V78H8ZM17 79H18V78H17ZM17 79H16V80H17ZM34 79H35V78H34ZM50 79H48V81H49ZM54 79H55V78H54ZM82 79H83V78H82ZM111 79H112V80H111ZM0 80H1V75H0ZM2 80L4 81V79H2ZM27 80H26V81H27ZM59 80H60V81H59ZM158 80H159V78H158ZM17 81H18V80H17ZM37 81H39V79H38ZM46 81H47V80H46ZM65 81H66V80H65ZM69 81H70V84H71V83H72V80H69ZM85 81H86V80H85ZM107 81H106V82H107ZM111 81H112V82H111ZM232 81H234V80H232ZM39 82H40V81H39ZM41 82H42V80H41ZM43 82H44V81H43ZM66 82H67V81H66ZM66 82H65V83H66ZM103 82H105V80H104ZM106 82H105V83H106ZM239 82H241V81H239ZM0 83H1V82H0ZM25 83H26V82H25ZM50 83H51V81H50ZM50 83H49V84H50ZM54 83H53V81H52V83H51L52 86L49 85L48 83H47L48 85H45V83H44V85H45V86H49V88H50V87H53ZM68 83H69V82H68ZM93 83H96V82H93ZM241 83H242V82H241ZM17 84H19V82H17ZM22 84H23V85H22ZM26 84H27V83H26ZM59 84H60V83H59ZM62 84H63V83H62ZM73 84H74V82H73ZM73 84H72V85H73ZM107 84H106V85H107ZM109 84H110L111 86H110ZM115 84H116V83H115ZM249 84H250V83H249ZM28 85H29V86L31 85L30 88H28V87H27V88L30 89L29 91H32V90H33V88H32V85H33V84L31 83V84H28ZM38 85H39V84H38ZM42 85H43V84H42ZM250 85H251L252 88H255L256 86H258V85H254V83H253V85H252V84H250ZM20 86H22V87L20 88ZM45 86H44V88H45ZM73 86H74V85H73ZM73 86H72V87H73ZM75 86H76V85H75ZM82 86H83V85H82ZM55 87H60V85H59V86H54L53 88H50V89H51V90H52V89H53V90H54V89L57 90L58 88H55ZM99 87H100V86H99ZM105 87H107V88H105ZM116 87H117V85H116L115 87H113V88H116ZM161 87H164V86H161ZM6 88H5V89H6ZM10 88H9V89H10ZM19 88H20V89H19ZM38 88H39V86L37 87V90H38ZM63 88H64V87H63ZM73 88H74V87H73ZM85 88H86V87H85ZM100 88H101V87H100ZM201 88H202V87H201ZM222 88H223L224 90H223ZM222 88H220V89L222 90V93L228 91V92H230V94L233 92L232 89H234V88H230V89L228 88V89H225L224 87H222ZM259 88H260V86H259ZM9 89H6V91L9 90ZM15 89H14L13 91H16ZM25 89H26V88H25ZM41 89L43 90L42 87H41ZM41 89H40V90H41ZM75 89H77V88H75ZM80 89H83V88H80ZM80 89H79V90H80ZM203 89H204V88H203ZM206 89H207V88H205V90H206ZM216 89H217V88H216ZM260 89H262V88H260ZM3 90H4V89H3ZM22 90H24V88H23ZM40 90H39V91H40ZM46 90H47V91H46ZM46 90H45V92H46V93L48 92V95H49V96H50V95H51V96L53 95V92H54V91L50 92V93H51V94H50V93H49V90H48V89H46ZM59 90H60V88H59ZM72 90H73V89H72ZM117 90H118V89H117ZM201 90H202V89H201ZM201 90H200V88H199V90H198L199 93L197 92V95L200 94V91H201ZM225 90H227V91H225ZM229 90H231V91H229ZM10 91H11V90H10ZM18 91H16V92H18ZM26 91H27V90H26ZM26 91H25V93H24V92H23V93H24V94H30V93H26ZM39 91H37V92H38V95L40 94L41 96H43V95L45 94L44 91H43V92H44L43 94H42V92L40 93ZM85 91H86V90H85ZM88 91H89V90H88ZM88 91H87V92H88ZM92 91H93V90H92ZM108 91L110 92V90H108ZM194 91H195V90H194ZM209 91L213 92L212 94H216V92H217L216 90H215V91H214V90H209ZM263 91H264V90H263ZM27 92H28V91H27ZM55 92H56V91H55ZM55 92H54V93H55ZM113 92H114V90L112 91V93H113ZM195 92H196V91H195ZM228 92H227V93H228ZM259 92H260V91H259ZM8 93H10V92H8ZM93 93H95V92H92V94H93ZM96 93H99V92H96ZM96 93H95V94H96ZM112 93L110 92L111 95H113ZM114 93H115V92H114ZM219 93H221V92L219 91ZM219 93L217 92V94H219ZM233 93H234L235 96H236V92H233ZM12 94H13V92H12ZM12 94H11V96H12ZM19 94H20V93H19ZM56 94H57V93L54 94L55 96L53 95L55 99H57V98L59 97V94H58V95H56ZM166 94H167V93L165 92V95H166ZM169 94H170V93H169ZM169 94H168V95H169ZM234 94H232V96H233ZM31 95H32V93H31L30 95H27V96H30V98H31ZM40 95H39V96H40ZM96 95H97V94H96ZM96 95L93 94V96H92L93 99H94V96L96 97ZM99 95H100V94H99ZM101 95H102V94H101ZM168 95H167V96H168ZM170 95H171V94H170ZM221 95H222V94H221ZM237 95H238V96H236V98H240V96H239L240 94H237ZM241 95H243V94H241ZM39 96H38V97H39ZM51 96H50V98H53V96H52V97H51ZM57 96H58V97H57ZM73 96L75 97V95H73ZM116 96H117V95L115 94V97H116ZM195 96H196V95H195ZM205 96H206V95H204V97H205ZM214 96H215V95H214ZM226 96H229V94L226 95ZM74 97H73V98H74ZM117 97H118V96H117ZM117 97H116V98H117ZM204 97H202L201 99H203ZM206 97H207V96H206ZM241 97H242V96H241ZM245 97H246V96H245ZM10 98H11V97H10ZM13 98H14V97H13ZM21 98H22V96H21ZM28 98H29V97H28ZM78 98H79V96H78ZM88 98H89V97H88ZM101 98H102V97H101ZM112 98H114V97L112 96ZM122 98H123V97H122ZM165 98H166V97H165ZM214 98H215V97H214ZM214 98L210 97V98H206L205 100H207V99L214 100ZM243 98H244V96L242 97V99H243ZM17 99H18V98H17ZM23 99H24V98H23ZM23 99H22V100H23ZM31 99H32V98H31ZM55 99H51V100H49V101H52V100H55ZM95 99H96V98H95ZM98 99H99V97H98ZM98 99H96V101H95L96 103L99 101ZM4 100H6V99H4ZM24 100H25V99H24ZM42 100H43V98H42ZM86 100L90 101L91 99H90V100H89V99H86ZM196 100H197V99H196ZM211 100H210L209 102H206V103H205V102H201V100H199V101H200V104L205 105V104L211 103ZM243 100H244V99H243ZM249 100H250V99H249ZM6 101H7V103H8L9 100H6ZM20 101H21V100H20ZM63 101H66V100H63ZM92 101H94V100H92ZM122 101H123V100H122ZM122 101H119V102H122ZM136 101H138V100H136ZM197 101H198V100H197ZM202 101H203V100H202ZM207 101H208V100H207ZM215 101H216V100H214V102H215ZM250 101H251V100H250ZM250 101H249V102H250ZM23 102H24V101H23ZM26 102H27V101H26ZM26 102H25V103H26ZM42 102H43V101H42ZM53 102H56V101H53ZM57 102H58V101H57ZM61 102H62V101H61ZM251 102H252V101H251ZM0 103H2V105H3V102H0ZM9 103L12 104L11 101H9ZM9 103L6 104V105H9ZM15 103H16V105H15ZM35 103H36V102H35ZM99 103H102V102L99 101ZM99 103H97V105H99ZM112 103H113V102H112ZM123 103H124V102H123ZM212 103H213V102H212ZM21 104H22V103H21ZM125 104H126V103H125ZM125 104H123V107L126 109V105H125ZM136 104L138 105V103H136ZM136 104H133V105H136ZM143 104H144V103H143ZM143 104H142V105H143ZM250 104H251V103H250ZM6 105H5L4 107L8 108V106H6ZM17 105L19 106V104H18L17 102H14V105H13V106L16 107ZM22 105L24 106V104H22ZM41 105H42V104H41ZM44 105H45V106H44ZM47 105H48V104H47ZM127 105H128V104H127ZM140 105H141V104H140ZM140 105H139V106H140ZM142 105H141V106H142ZM23 106H22V107H23ZM25 106H28V105L26 104ZM25 106H24V107H25ZM32 106H35V105H32ZM32 106H31V107H32ZM36 106H37V105H36ZM43 106L46 107V104L43 103ZM71 106H72V105H71ZM121 106H122V105H121ZM128 106H129V105H128ZM139 106H138V107H139ZM206 106H207V105H206ZM19 107L21 108V106H19ZM28 107H29V106H28ZM28 107H27L25 110H27ZM31 107H29V109H32ZM56 107H57V106H56ZM131 107H132V106H131ZM134 107H135V106H134ZM142 107H143V106H142ZM146 107H147V106H146ZM37 108H39V107H37ZM121 108H122V107H121ZM124 108H123V109H124ZM144 108H145V107H144ZM10 109H11V108H9V110H10ZM17 109H18V107H17ZM17 109H16V110H17ZM39 109H40V108H39ZM48 109H50V108H48ZM48 109H47V110H48ZM70 109H71V108H70ZM132 109H133V108H132ZM135 109H136V108H135ZM145 109H146V108H145ZM180 109H181V108H180ZM183 109H185V108H183ZM192 109H193V107H192ZM248 109H249V108H248ZM9 110H7V111H9ZM19 110H21V109H19ZM25 110H24V112H25ZM41 110H43V109H41ZM41 110H40V112H41ZM61 110H62V109H60V110H56V111L59 113L60 116L58 115V113H57V114H54L53 111H52L51 109H50V112H51V111H52V112L50 113V112L48 111V115H49V113H50V115H52V114L55 115V116L57 115L56 118H55V117L53 118V121L56 120V119L58 120V119L61 117V113H65V112H61ZM64 110H66V109H64ZM71 110H72V109H71ZM130 110H131V109H130ZM130 110H128V111H130ZM140 110H142V109H140ZM140 110H139V111H140ZM150 110H151V109H150ZM251 110H252V109H251ZM11 111H12V110H11ZM11 111H10V112H11ZM17 111H18V110H17ZM44 111H45V110H43V111L40 113V115L42 114V115H41V116H42V117H41L42 119L45 118V119L47 120V118H48L49 116H45V114H44L45 112H44ZM59 111H60V112H59ZM62 111H63V110H62ZM82 111H85V110H82ZM132 111L135 112V110H132ZM132 111H131V112H132ZM146 111H147V110H146ZM189 111H190V114H191V110H190V109H189ZM26 112H27V111H26ZM26 112H25V113H26ZM29 112H31V114H33V115H31V114L29 113L30 116H34V115H36V114H35L36 112H34L33 110H31V111H29ZM33 112H34V113H33ZM54 112H55V111H54ZM77 112H78V110H77ZM96 112H97V111H96ZM131 112H130L131 115H132V113L134 114V112H132V113H131ZM144 112H145V111H144ZM175 112H176V111H175ZM212 112H213V111H212ZM1 113H2V112H1ZM1 113H0V114H1ZM6 113H7V112H6ZM14 113H15V112H14ZM14 113H13V115H14ZM93 113H94V115H95V114H96V115H99L98 112H97V113L93 112ZM99 113H100V112H99ZM126 113H127V110H126ZM145 113H146V112H145ZM151 113H152V112H151ZM151 113H150V114H151ZM8 114H9V112H8ZM11 114H12V113H10V115H11ZM66 114H68V113L66 112L65 115L63 114V115H64V117H62L63 120H62V118L59 119L60 121H63V122H62V125H61L62 127H65V125H66V127H68V126H67L68 124H65V123L68 122L69 120L72 121V119H69V118H72V117H71L72 115L69 114V115L67 116ZM137 114H138V111H137ZM139 114H140V113H139ZM150 114H149V115H150ZM190 114H189V115H190ZM252 114H253V115H254V114L256 115V114H258V111H256V113H252ZM13 115H12V116H13ZM15 115H16V113H15ZM15 115H14V117H13L14 120H15ZM27 115H28V114H26V117H27ZM53 115H52V116H53ZM141 115H142V114H141ZM255 115H254V116H255ZM1 116H2V115H1ZM58 116H59V117H58ZM82 116H83V115H82ZM138 116H139V115H138ZM146 116H147V114L145 115V117H146ZM152 116H153V115H151V117H152ZM187 116H188V115H187ZM187 116H185V117L187 118ZM222 116H223V115H222ZM222 116H221V117H222ZM224 116H225V115H224ZM246 116H247V115H246ZM2 117H4V116H2ZM8 117H9V116H8ZM46 117H47V118H46ZM68 117H69V118H68ZM86 117H87V116H86ZM145 117L143 116V118H145ZM148 117H149V116H148ZM153 117H154V116H153ZM10 118H11V117H10ZM27 118H28V120H30V119H29V118H30L29 115H28ZM33 118H36V117L34 116ZM140 118H142V117H140ZM143 118H142V120H144ZM4 119H5V118H4ZM16 119H17V118H16ZM20 119H21V118H20ZM48 119H49V118H48ZM66 119H67V120H66ZM147 119H148V118H147ZM149 119H150V117H149ZM151 119H154V118H151ZM184 119H185V118H184ZM222 119H223V118H222ZM23 120H25V119H23ZM36 120H37V119H36ZM64 120H65V121H64ZM116 120H117V119H116ZM121 120H122V119H121ZM138 120H140V119H137V121H138ZM175 120H176V118L174 119V117H173V121H175ZM224 120H225V119H224ZM16 121H17V120H15V122H16ZM26 121H27V120H26ZM30 121H32V120H30ZM43 121H45V120H43ZM146 121H147V120H146ZM146 121H145V122H146ZM226 121H227V120H226ZM15 122H14V123H15ZM21 122H22V121H21ZM27 122H28V121H27ZM27 122H26V123H27ZM34 122H35V120H34ZM47 122L49 123L48 126H50V128H48V126L46 127L45 125L41 126L42 130H43L44 126H45V128L48 130V131H47V130L44 128V130H43L44 132H45V130H46V132L51 131V130L53 129V126H54V125H55L54 127H56L55 130H53L54 132L51 131V132H49V135H48L50 138H51V136L54 137V138H53V137L51 138V141H52V142H51V143H52L51 145L53 146L54 143H55L54 145L57 144V142H53V140H54V141L58 140V139H57L58 137L56 138L54 134H55V132H59V131L62 129V127H59V126L57 127V125L54 124V123L52 122V120H50V122H49V121H46V123H47ZM153 122H154V121H153ZM175 122H176V121H175ZM177 122L179 123V121H177ZM247 122H248V121H246V123H247ZM4 123H5V121H4ZM32 123H33V122H32ZM32 123H31V124H32ZM46 123H44V124H46ZM70 123H71V122H70ZM70 123H69V124H70ZM116 123H117V122H116ZM8 124H9V123H8ZM8 124H5V126L2 127V123H0V177L3 178L4 180H5V177H8V176H4V175H8V174H6V173H9V172H8V169H6V168L8 167V165H10V164H9L10 161H11L10 158H11V157L16 158V159L18 158V156H16V155H12V154L15 152L14 149H12V148H14V146H15L16 144H12V146L9 147V146H8V143H9V142H12V143H13V142H16V143L22 142V141L24 140V138H26V136H27L30 132H31V133H30L29 135H31V134L34 132V130H31V131H30V129H32V128L34 129V125H33L34 123L32 124V128H31V127H28V128H30V129L27 130V131H26V128H25V130H23L24 125H23V128H22L21 126H18V125H20L21 123H20V124L17 123V124H18V125H17L18 128L21 127V128H22V131L26 132V134H27V135L25 136V134H24L23 132H22V133L20 132L21 129H20V128H19V129L17 128V129H18V132H19V134H20V137H18L19 135H18V133H16V131H15V127H14V129H13V127H12V126H9ZM29 124H30V123H28L27 125L30 126ZM52 124H53V125H52ZM78 124H80V123H78ZM117 124H118V123H117ZM138 124H139V122H138ZM176 124H177V123H176ZM179 124H180V123H179ZM3 125H4V124H3ZM119 125H120V124H119ZM122 125H123V124H122ZM124 125H125V124H124ZM14 126H15V124H14ZM73 126H75V125H73ZM137 126H138V125H137ZM140 126H141V125H140ZM92 127H94V126L92 125ZM148 127L150 128V126H148ZM57 128H58V129H57ZM68 128H69V127H68ZM87 128H88V127H87ZM125 128H126V126H125ZM143 128H144V127H143V125H142V129H143ZM63 129H64V128H63ZM85 129H86V128H85ZM93 129H94V128H93ZM121 129L123 130L124 127L121 128ZM139 129H140V128H139ZM152 129H153V128H152ZM12 130H13V131H12ZM77 130H78V129H77ZM91 130H92V128H91ZM137 130H138V128H137ZM140 130H141V129H140ZM146 130H147V128H146ZM146 130H145V131H146ZM153 130H155V128H154ZM157 130H158V129H156L155 133L157 132ZM162 130H165V129H161V130H160V131H161L160 134L163 133ZM11 131H12V133L15 131V132H14V135H15V133H16L15 136H17V137H14V136L11 134ZM28 131H29V133H28ZM32 131H33V132H32ZM38 131H40V130H38ZM61 131H62V130H61ZM81 131H82V129L79 130L80 133H77V134H82L83 132H81ZM62 132H63V131H62ZM147 132H148V131H147ZM147 132H146V133H147ZM166 132H167V131H166ZM166 132H165L164 134H162V136H163V135L166 136V135H167ZM149 133H150V132H149ZM151 133H153V132H151ZM151 133H150V134H151ZM155 133H153V134H155ZM243 133H244V132H243ZM50 134H51V135H50ZM60 134H61V133H60ZM65 134H66V133H65ZM73 134H74V132H73ZM93 134H94V133H93ZM157 134H159V132H157ZM224 134H225V133H224ZM252 134H254V133H252ZM252 134H251V135H252ZM29 135H28V136H29ZM67 135H68V134H67ZM95 135H96V134H95ZM168 135H169V134H168ZM24 136H25V137H24ZM28 136H27V137H28ZM35 136L37 137V140H35V139H36ZM92 136H93V135H92ZM165 136H164V137H165ZM227 136H228V135H227ZM240 136H241V135H240ZM255 136H256V135H255ZM31 137L35 138V139H32L33 141H34V140L36 141V142H32V141L30 142V141H29V143H31V145H33L34 143H36L35 146H38V148L40 147V145H43V144H40L41 141L39 140V138H38L39 136L36 135V133H35V135H31ZM63 137H64V136H63ZM67 137H68V136H67ZM74 137H75V136H74ZM93 137H94V136H93ZM106 137L111 138V137L108 136V135H106ZM224 137H225V136H224ZM234 137H235V136H233V139H234ZM236 137H237V136H236ZM21 138H23V139H21ZM61 138H62V137H61ZM71 138H73V137L71 136L70 139H71ZM95 138H96V136L94 137V139H95ZM240 138H243V135H242ZM257 138H258V137H257ZM28 139L31 140L30 137H29ZM66 139L68 140V138H66ZM139 139H140V138H139ZM168 139H169V138H168ZM237 139H239V138L237 137ZM243 139H244V138H243ZM243 139H242V140L240 139V141L243 142ZM5 140H6V141H5ZM91 140H92V139H91ZM25 141L27 142V140H25ZM25 141H23V143H20V144H21V145H24V144H25ZM39 141H40V142H39ZM47 141H48V140H47ZM49 141H50V140H49ZM95 141H96V139H95ZM97 141H98V140H97ZM238 141H239V140H238ZM38 142H39V143H38ZM65 142H66V141H65ZM73 142H74V141H73ZM76 142H77V141H76ZM207 142H210V144H211L213 141L211 142V141H208V139H207ZM241 142H240V143H241ZM68 143H70V142H68ZM129 143H130L129 145L126 144L127 147L131 145V142H129ZM218 143H220L219 140H218ZM221 143H222V142H221ZM247 143H248V142L245 143L246 146H247ZM20 144H18V145L21 146ZM38 144H40V145H38ZM47 144H48V143H47ZM201 144H202V143H201ZM212 144L214 145L215 143L213 142ZM248 144H250V143H248ZM252 144H253V143H252ZM25 145H27V146L29 145V146H30V144H28V143L25 144ZM25 145H24V146H25ZM48 145H50V144H48ZM197 145H198V144H197ZM218 145H219V144H218ZM218 145H215V146H218ZM243 145H244V144H242V145L240 144V147H242ZM19 146H15L16 149H17V147H19ZM24 146H21V147L24 148ZM35 146L33 145V147H35ZM21 147L18 148L17 150H22ZM30 147H31V148H28V147H27V148L30 149V151H31L32 146H30ZM43 147H44V145H43ZM49 147H50V146H49ZM195 147H197V146H195ZM240 147H239V148H240ZM247 147H248V146H247ZM256 147H257V146H256ZM25 148H26V146H25ZM27 148H26V149H27ZM64 148H65V145H64ZM245 148H246V147H244V150H245ZM250 148H251V147H250ZM26 149L23 150V151H26ZM36 149H37V147H36ZM39 149H41L40 151L43 153V151H42V147L39 148ZM44 149H45V147H44ZM47 149H49V148H47ZM117 149H118V148H117ZM120 149H121V148H120ZM120 149H119V151H120ZM122 149H125V148H122ZM126 149H127V148H126ZM129 149H131V146L129 147ZM242 149H243V147H242ZM251 149H253V148H251ZM251 149H246V150H251ZM33 150H34V149H32V151H33ZM53 150H54V149H53ZM53 150H52V152L49 153V155L52 154V153L55 154V153H54L55 150H54V151H53ZM61 150H62V149H61ZM13 151H14V152H13ZM32 151H31V152H32ZM34 151H35V150H34ZM34 151H33V154H35ZM37 151H38V150H37ZM65 151H66V150H65ZM126 151H127V150H126ZM19 152H20V151H19ZM27 152H28V151H26L25 153H27ZM35 152H36V151H35ZM45 152L47 153V151H45ZM56 152H58V151H56ZM67 152H68V151H67ZM122 152H124V151H122ZM208 152H209V151H208ZM21 153H23V156H24L25 153H24V152H21ZM46 153H45V155H46ZM61 153H62V152H61ZM65 153H66V152H65ZM37 154H38V153H37ZM47 154H48V153H47ZM83 154H84V153H83ZM27 155H28V156L30 155L29 152H28ZM27 155H25L24 157L28 158ZM31 155H32V154H31ZM55 155H56V154H55ZM55 155H53V156H49V159L52 157L56 162H59V161H60V160H59V157H57V160H59V161H57V160L54 158ZM58 155H59V154H58ZM65 155H66V154H65ZM68 155H70V154H68ZM68 155H67V156H68ZM9 156H10V157H9ZM23 156H22V157H23ZM77 156H78V155H77ZM24 157H23L22 159H24ZM41 157H42V156H41ZM70 157H71V155H70ZM74 157H76V156H74ZM94 157H95V156H94ZM19 158H21V157H19ZM26 158H25V159H26ZM52 158H51V160L53 161ZM44 159H45V157H44ZM44 159H43V160H44ZM90 159L92 160L93 158H90ZM90 159H88V160H90ZM51 160H49L50 163H52ZM80 160H81V159H80ZM91 160H90V161H91ZM12 161H13V160H12ZM45 161H46V160H44L43 162H45ZM77 161H78V160H77ZM92 161L94 162V159H93ZM25 162H27V161L25 160ZM46 162L49 164L48 161H46ZM56 162H55V163H56ZM88 162H89V161H88ZM19 163H21V162H19ZM47 163H45V166L47 165ZM61 163H62V161H61ZM13 164H14V163H13ZM43 164H44V163H43ZM22 165H23V164H22ZM29 165H30V164H29ZM31 165H32V164H31ZM34 165H35V163H34ZM58 165L60 166V163H59ZM87 165H88V163H87ZM18 166H19V165H17V167H16L15 169H14V168H13V169L16 170V171H20V170L17 169ZM32 166H33V165H32ZM41 166H42V165H41ZM50 166H52V165H50ZM69 166H70V165H69ZM85 166H86V165H85ZM20 167H21V166H20ZM47 167H48V166H47ZM47 167H45V168H47ZM22 168H23V167H22ZM22 168H21V169H22ZM24 168H25V167H24ZM62 168H64V167L62 166ZM68 168H70V167H68ZM68 168H67V170H68ZM37 169H38V167H37ZM64 169H65V168H64ZM247 169H248V168H247ZM9 170H11V166L9 167ZM14 170H13V171H14ZM23 170H24V169H23ZM23 170H22V171H23ZM35 170H36V169H35ZM38 170H39V169H38ZM49 170L51 171V168H50ZM62 170H63V169H62ZM69 170H70V169H69ZM261 170H263V169H261ZM40 171L42 172V170H40ZM50 171H49V172H50ZM11 172H12V170H11ZM23 172H24V171H23ZM69 172H71V170H70ZM13 173H15V171H14ZM13 173H9V176H11V175H15V174H13ZM16 173H17V172H16ZM51 173H53V172H51ZM65 173H67V172L65 171ZM72 173H74V172H72ZM252 173L255 174V172H252ZM22 174H24V173H22ZM28 174H29V173H28ZM31 174H32V173H31ZM38 174H39V173H38ZM38 174H37V175H38ZM49 174H50V173H49ZM58 174H59V173H58ZM74 174H75V173H74ZM76 174H77V173H76ZM76 174H75V175H76ZM111 174H112V173H111ZM249 174H250V172H249ZM18 175H19V174H18ZM33 175H34V174H33ZM35 175H36V174H35ZM59 175H60V174H59ZM67 175H68V174H67ZM69 175H70V174H69ZM87 175H89V174H87ZM87 175H86V176H87ZM91 175H92V174H91ZM240 175H241V174H240ZM250 175H251V174H250ZM39 176H40V175H39ZM51 176H52V175H51ZM93 176H94V175H93ZM93 176H92V178H94ZM222 176H223V175H222ZM245 176H246V175H245ZM251 176H252V175H251ZM256 176L258 177V175H256ZM25 177H26V176H25ZM28 177H29V176H28ZM42 177H43V175H42ZM46 177H47V176H46ZM64 177H65V176H64ZM75 177H77V175H76ZM247 177H249V176H247ZM8 178H9V177H8ZM8 178H6V179H8ZM16 178H18V177L16 176ZM16 178H15V179H16ZM19 178H20V177H19ZM30 178H31V177H30ZM38 178H39V177H38ZM43 178H44V177H43ZM47 178H48V177H47ZM78 178H79V176H78ZM259 178H260V176H259ZM3 179H1V180L3 181ZM20 179H21V178H20ZM39 179H41V178H39ZM59 179H60V178H59ZM59 179H58V180H59ZM61 179H62V178H61ZM63 179H64V178H63ZM63 179H62V180H63ZM67 179H68V178H67ZM72 179H73V177H72ZM96 179H97V178H96ZM96 179H95V180H96ZM9 180L11 181L10 178H9ZM28 180H29V179H28ZM28 180H25V178H24V180H22L23 182H22L21 180H20V181H21L22 183H24L25 181H28ZM30 180H31V179H30ZM30 180H29V181H30ZM45 180H46V179H45ZM45 180H42V179H41V180H40L41 182H40V181H39V182H40L41 184H42L43 181H44L45 183H49L48 180H46L47 182H46ZM62 180H61V181H62ZM20 181H19V182H20ZM63 181H64V180H63ZM77 181H78V180H77ZM79 181L82 182V181H84V179H83V180H79ZM92 181H94V179H93ZM8 182H9V181H8ZM11 182H13V179H12ZM15 182H16V181H14L13 183H15ZM19 182H18V184H20V185L22 186V183H19ZM35 182H36V181H35ZM37 182H38V181H37ZM50 182H52L51 179H50ZM55 182H58V181H56V180L54 181V180H53V184H50V183H49L53 188L50 187V186H46V189L49 188V189H47L48 191L45 189V185H46L45 183H44L45 185L42 184V186H41L42 189H41V188L38 189V188H39L38 186H40L41 184L38 185L37 188H36V185H37L38 183H34V184H36V185H35L34 188H32V185L34 186V184H31L32 182H30L28 186H24V184H23V186H24V187L22 186V187H23V189H22L23 191H22V190H21V191L18 190L19 188L21 189V187L17 184V182H16L17 185H16V184L12 185L13 183L10 184V188L7 186L8 189H7V188H4L5 186L1 189L0 192L2 193V197H3V199H1L2 202H1V200H0V229H3V228L5 229V230H4V229L2 230L3 233L1 232V233H2V236H4V235H3L4 233L6 234V232H7V233L9 232V233H8V236H7V234H6V236L9 237V238H11V239H9L10 242H12L11 240L14 241V240L16 239V238H14V234H15L16 232L13 230L14 227L12 228V226L9 228L10 231L7 229L6 225H7V224H11V220H9L8 218H9L10 216H12V217H14V218L16 219V220L14 219L15 221H17L18 218H19V219L22 218V220H21L22 223H21V224H24V223L27 224L28 222H26V221L28 220V218H30V217L33 218V214L36 213V214H35V218L30 219L31 221L29 222V224H30V223H32V221H33V224H34V223H35L34 221H35V219H36V215H38V213H39L38 211L40 210V212H41V214L39 213L40 215H42V211H44V212L47 211L46 209H47L48 206H49V205H48L49 201L53 200V199L50 198L52 194L55 195V196H52V197H53V198L55 197L56 199H57L58 196H60V197H58L57 200L54 198L55 201H56V202L58 201V203H59L60 201H62L60 198H61V197H64V194L67 193V190L70 191V192L74 191V192L77 193V195H78L79 197H80L81 195L84 196V197H83V196L80 197V201H81L82 198H85V199H84V201H85L86 198L90 197V198L92 199V200H91V203H92V204H95V205L99 203L98 201L100 200V198L102 199L100 202H102L103 204H106L107 201H104V198H106V197L110 198V196H112L111 193H110L109 191H106V192H109V196H108L106 193H104V194L106 195L105 197H104V195H103V196H100V195L103 194V192H100V193H102V194H99V195H98V193L96 194V193H94V192H93L94 194H89V193H87L88 191H86V190H84L85 192H82V190H79V189L75 188V187H74V186H75L74 184H73L74 186H73L72 188H73V189L75 188L76 190H75V189L72 190V188L69 187L68 184H67V185L65 184V183H67L66 181H65L64 184H63V183L60 184L61 186H62V184H63V187L66 185L65 188L62 189L63 192H62V190H61V194L63 193V195H58V193H60V192H58L57 190L60 191V188H62V187H60V185H57L58 183H55ZM84 182L86 183V181H84ZM95 182H96V181H95ZM5 183L7 184V180H6L4 183L2 182V185L5 184ZM9 183H10V182H9ZM54 183L56 184L55 186H54ZM59 183H60V181H59ZM70 183H71V182H70ZM70 183H69V184H70ZM72 183H73V182H72ZM30 184H31V187H30ZM75 184L77 185V183H75ZM79 184H80V183H79ZM79 184H78V185H79ZM89 184H92V183L90 182ZM0 185H1V182H0ZM15 185H16V186H19V188L17 187V188H18L17 190H15V189L13 190V188H12V187L15 186ZM85 185H86V184H85ZM251 185H252V184H251ZM16 186H15V188H16ZM57 186H58V187H57ZM80 186H81V185H79L78 187H80ZM87 186H88V185H87ZM92 186H93V185H92ZM95 186H96V185H95ZM97 186H98V185H97ZM59 187H60V188H59ZM67 187H68L69 189H68ZM76 187H77V186H76ZM90 187H91V186H90ZM258 187L260 188L261 186L258 185ZM28 188H29V189L31 188L32 191L34 190V191H33L34 193L38 192V190H39V192L36 193L37 195L39 194V195L41 196V194H44L43 196H44V198L46 199V201H44V203H43L42 200H41V199L43 198V196L40 197V196L38 195V196L41 198V199H39V200L41 201V208L39 207L40 209L38 208V205L40 206V201L38 200V202H39V203H38L37 200H36L37 198H35L36 201H34V199H32V198L34 197V196H33V195H34L33 193H29L30 195L32 194V195H31L32 198H27V197H25V198L23 199L24 196H28V194H27V195L24 194L23 197H22V200H21L22 192H24V193H26V191H27V193H28L29 191L32 192L31 190H28ZM50 188H51V189H50ZM57 188H58V189H57ZM80 188H81V187H80ZM82 188H83V187H82ZM91 188H92V187H91ZM97 188H98V187H97ZM97 188H96V192H97ZM255 188H257V185H255L253 189H255ZM3 189H4V190H3ZM9 189H10V190H13L12 193L10 192ZM52 189H56V190H52ZM70 189H71V190H70ZM253 189H252V191H253ZM5 190H6V191H5ZM41 190H42V193H41ZM50 190H51V192H50ZM77 190H78L79 192H78ZM258 190H259V189H258ZM260 190H261V191H264V190H262L261 188H260ZM260 190H259V191H260ZM17 191L20 193V194L18 193L19 196H18V194H17ZM44 191H45V193H44ZM52 191H53V193H52ZM54 192H56V194H55ZM64 192H65V193H64ZM74 192H73V193H74ZM253 192H254V191H253ZM253 192H252V193H253ZM257 192H258V191H257ZM1 193H0V195H1ZM3 193H4V194H3ZM46 193H47V194H46ZM50 193H52V194H50ZM78 193H79V194H78ZM82 193H83V194H82ZM85 193H86V194H85ZM13 194H14V195L17 194L16 196H18V197H15ZM36 194H35V195H36ZM48 194H49V195H48ZM68 194H70V193H68ZM74 194H75V193H74ZM95 194H96V195H95ZM30 195H29V196H30ZM37 195H36V197H38ZM57 195H58V196H57ZM77 195L75 194V197H76ZM87 195H88V196H87ZM89 195H90V196H89ZM92 195H95L97 198L99 197V198H98L99 200H98L96 197H91ZM116 195H117V194H116ZM116 195H115V196H116ZM45 196H46V197H45ZM47 196H48V197H47ZM85 196H86V197H85ZM258 196H259V195H258ZM2 197H0V198H2ZM39 197H38V198H39ZM120 197H121V196H120ZM254 197H255V196H254ZM262 197H263V196H262ZM19 198H20L21 202L23 201V202H22L23 204L20 203ZM65 198H66V196L64 197V200H65V202H66L65 204L62 203V202H64V200H63L61 203H59L60 205L58 204L61 208H62L63 205L65 206L66 204H68V203L71 202V201H70V202H67V200H66ZM90 198H88L89 201H90ZM94 198H96V199H94ZM113 198H114V200H113ZM116 198H119L118 195H117L116 197H113V196H112V197L110 198V199H112V203H113V202L115 203V201H116V202H119V201H118L119 199H120V201H123V200H121V198L115 200ZM122 198H123V197H122ZM247 198H248V197H247ZM256 198H257V197H256ZM26 199H27V201H26ZM29 199H32V200H30V202L28 203V200H29ZM48 199H49V200H48ZM50 199H51V200H50ZM75 199H76V198H75ZM77 199H79V198L77 197ZM125 199H127V198H125ZM248 199H253V198H248ZM263 199H264V198H263ZM43 200H44V199H43ZM47 200H48V201H47ZM94 200H95L96 202H95ZM97 200H98V201H97ZM180 200H181V199H180ZM242 200H243V198H242ZM254 200H255V199H254ZM258 200H259V198H258ZM31 201H34V202H33V203H34L33 205H37L36 208H38V209H36V211H35V210H33V211L31 210L34 206H32V208L29 207L30 205H32V204H30ZM244 201H245V200H244ZM262 201H263V200H262ZM24 202H27V203H24ZM36 202H37V204H35ZM56 202H54V203L56 204ZM85 202H87V201H85ZM94 202H95V203H94ZM182 202H183V200H182ZM252 202H254V201H252ZM42 203H43V205H42ZM54 203H53V204H54ZM102 203H99V204H102ZM126 203H127V202H126ZM254 203H255V202H254ZM256 203H257V202H256ZM261 203H262V206H264L263 202H260L259 206L261 205ZM25 204L28 205V206H26ZM44 204H45V205H44ZM50 204H52V202H51ZM53 204H52L51 206H53ZM107 204H108V203H107ZM117 204H118V203H117ZM117 204H116V205H117ZM120 204H121V203H120ZM129 204H130V203H129ZM20 205H21V206L23 205V206H22L23 208H24V207H25V208L28 207L27 209H29V210L32 211V213H33L32 216L29 217L28 215H30L31 213L28 214V212H27L28 215H23V213H24L25 210L20 211V208H21V210H22V207H20ZM58 205H57V206H58ZM61 205H62V206H61ZM69 205L71 206L72 203L68 204L67 206H69ZM83 205H84V204H83ZM114 205H115V204H114ZM126 205H127V204H126ZM126 205H125V206H126ZM256 205H257V204H256ZM42 206H43V208H42ZM44 206H47V208L45 207V209H44ZM59 206H58V208H56L58 211L60 210ZM67 206H65L66 209H64V210H66V211L68 210L67 208H70V206H69V207H67ZM79 206H80V205H79ZM79 206H78L77 208H82V209H81L82 211L76 208V211H77V212H74V211H73V212H74V213H73L74 215L72 214V212H71V214L73 215V217L76 216V217L78 218V217L80 216V218H83V217L86 216V215L83 216V215H84V212H86V211H84V210H85L84 207H87V206H86V205H85L84 207H83L82 205H81L80 207H79ZM118 206H119V205H118ZM196 206H197V205H196ZM257 206H258V205H257ZM54 207H56V206H53V208H54ZM65 207H63V208H65ZM25 208H24V209H25ZM34 208H35V207H34ZM34 208H33V209H34ZM72 208H74V206H73ZM87 208H88V207H87ZM114 208H115V207H114ZM119 208H120V207H119ZM127 208H128V206H127ZM188 208H190L189 205H188ZM192 208H193V207H192ZM41 209H42V210H41ZM43 209H44V210H43ZM51 209H52V207H51ZM128 209H129V208H128ZM18 210H19L20 212H19ZM29 210H28V211H29ZM37 210H38V211H37ZM54 210H55V209H54ZM57 210H56V211H57ZM88 210H89V208H88ZM91 210H92V209H91ZM123 210H124V209H123ZM194 210H195V209H194ZM48 211H49V214H48V215H47V214H46V215L43 214V217H42L41 219H43L44 217H48V216L50 215V208H48ZM60 211H61V210H60ZM68 211H70V210H68ZM78 211H79V213H78ZM80 211L82 212L83 215L81 214ZM125 211H127L126 208H125ZM125 211H124V212H125ZM191 211H192V210H191ZM22 212H23V213H22ZM53 212H54V211H53ZM53 212H51V213H53ZM94 212H95V209H94L93 212H91V213H94ZM96 212H99V211L96 210ZM112 212H114V211L112 210ZM189 212H190V211H189ZM192 212H194V211H192ZM192 212H190V213H192ZM207 212H208V211H207ZM19 213H20V214H19ZM59 213H60V212H59ZM59 213H56V214H59ZM87 213H88V212H87ZM87 213H86V214H87ZM99 213H100V212H99ZM126 213H127V212H126ZM187 213H188V211H187ZM202 213H203V211H202ZM224 213H225V212H224ZM25 214H26V212H25ZM71 214H69L68 218L71 216ZM40 215H38V216L40 217ZM59 215H61L60 217H63V218L65 219L66 215H68V214L66 213V214L63 215V216H62V214H59ZM81 215H82V217H81ZM88 215H89V213H88ZM112 215H113V214H112ZM8 216H9V217H8ZM26 216H27V217H26ZM89 216H90V215H89ZM23 217H24V218L26 217L27 219H26V218L23 219ZM53 217L56 218V217H58V216L55 217V215H54V213H53ZM86 217H88V216H86ZM198 217H200V215H199ZM204 217H205V216H204ZM206 217H207V216H206ZM3 218H4V219H3ZM37 218H38V217H37ZM77 218H76V219H77ZM80 218H79V222H82V225H84V222H83V221H84V218H83V220L80 219ZM89 218H90V217H89ZM195 218H196V217H195ZM211 218H212V217H211ZM41 219H40V220H41ZM58 219H59V217L57 218L56 221H58ZM60 219H61V218H60ZM66 219H67V217H66ZM85 219H86V218H85ZM100 219H101V218H100ZM100 219H98V220H100ZM202 219H203V218H202ZM204 219H205V218H204ZM3 220H4V221H3ZM6 220H8L10 223L6 222ZM23 220H25L24 223H23ZM47 220H48V219H47ZM81 220H82V221H81ZM88 220H89V219H88ZM94 220H95V219H94ZM19 221H20V220H19ZM43 221H46V220H43ZM66 221L68 222V219H67ZM66 221H64V220L61 219V221H59V222H66ZM112 221H113V220H112ZM37 222H39V218H38V221H37ZM41 222H42V220H41ZM41 222H39V225H40L41 227H43V224H41ZM48 222H49V221H48ZM53 222H54V221L49 222V223L52 224ZM59 222H57V224L62 225V226L64 225L63 223H59ZM70 222H72V220H71ZM79 222H78V223H79ZM85 222H88V221L86 220ZM107 222H108V221H107ZM42 223H44V222H42ZM73 223H74V222H73ZM88 223L90 224V222H88ZM33 224H30V227H32L31 225H33ZM35 224H38V223H35ZM66 224H67V223H66ZM85 224H86V223H85ZM89 224H88V225H89ZM99 224H100V223H99ZM108 224H109V223H108ZM4 225H5V226H4ZM39 225H38V226H39ZM44 225H45V229H47L48 226H49L48 223H47V221L44 223ZM46 225H47V226H46ZM91 225H92V223H91ZM91 225L88 226L89 228H88V227H85V225H84V227H85L86 229H87V228L90 229V227H93V225L96 226V227H98V224H96V225L93 224L92 226H91ZM109 225H110V224H109ZM109 225H106L105 222H103V226H105V227L108 228V229H107V228H105V227H102V228H104V229H107V232H106V233L103 232V234H104V233L106 234V237H107V233H109L110 236H112L111 233H114V232L110 231L112 228H109V227H111V226H109ZM3 226H4V227H3ZM15 226L17 227V225H15ZM23 226H24V225H22V227H23ZM68 226H69V228L71 227L70 225H68ZM76 226H81V224H79V225L77 224ZM76 226H72L73 229L76 228ZM99 226H101V224H100ZM30 227H29V228H30ZM33 227H34V226H33ZM33 227H32V228H33ZM46 227H47V228H46ZM54 227H55V225L52 226L53 229H52L51 227H49V229H47V230H49L48 233H51L50 231L54 232V229H55ZM56 227H58V225H57ZM32 228H31V229H32ZM36 228H37V227L35 226V229H36ZM58 228H59V227H58ZM81 228H82V230H83V227H81ZM81 228H80V229H81ZM27 229H28V227H27ZM31 229H30V230H31ZM51 229H52V230H51ZM60 229H62V228H60ZM70 229H71V228H70ZM80 229H79V231H80ZM91 229H92V228H91ZM37 230H39V228H37ZM43 230H44V229H43ZM43 230L40 229V232H41V231L44 232ZM55 230L57 231V232H56V231H55V232L57 233L58 236L54 235L55 232H54L53 236H51L52 233H51V234H48V235H49L48 238H49L50 236H51V237L49 238V242L47 241V237H46V238H45V242H48V243L51 245L52 242H56V240H55V241H52V237H54V238H58L59 236H61L59 239H60V241H61V239H62V244H63L64 242H63V238H62V236L65 235V236L69 237V236H68V233H66V230L64 229V227H63V231L65 230V234H64L63 232H61V230L59 231V229H57V228H56ZM71 230H72V229H71ZM75 230H77V228H76ZM82 230H81V231H82ZM113 230L115 231V229H113ZM21 231H23V230H21ZM21 231H19V232H21ZM31 231H32V230H31ZM45 231H46V230H45ZM58 231H59L61 234H59ZM25 232H26V231H25ZM25 232H24L23 234H25ZM33 232H34V231H33ZM33 232H31V233H33ZM35 232H36V231H35ZM35 232H34V233H35ZM40 232H38V234H39ZM46 232H47V231H46ZM46 232H44V233H45L44 235H46ZM82 232H83V233H82ZM82 232H81V233L84 234L85 232H87V230H86L85 232H84V231H82ZM95 232H96V231H95ZM95 232H94V233H95ZM100 232L102 233V231H100ZM100 232H99V233H100ZM117 232H119V231H117ZM120 232H121V231H120ZM1 233H0V234H1ZM10 233L13 234V235H11ZM17 233H18V230H17ZM17 233H16V234H17ZM28 233H30V231H29ZM34 233H33V234H34ZM99 233H98V234L96 233V234L98 235V237H99V235H102V236H100L99 238L102 237V240H103V239L106 240V237L104 238L105 234L103 235V234H99ZM195 233H197V231H195ZM35 234H36V233H35ZM62 234H64V235H62ZM82 234H80V235H82ZM91 234H92V233H91ZM21 235H22V232H21ZM21 235H19V236H21ZM80 235H78V236H80ZM85 235H86V233H85ZM88 235H89V234H88ZM92 235H93V234H92ZM2 236L0 235V239H2V238H1ZM15 236H17V235H15ZM46 236H47V235H46ZM55 236H56V237H55ZM86 236H87V235H86ZM86 236H84V237H85V239L87 240L88 238H87ZM90 236H91V235H89V237H90ZM122 236H123V235H122ZM4 237H5V236H4ZM7 237H6V238H7ZM12 237H13V238H12ZM23 237H24V235H23ZM23 237H21V238L18 237V239H19V240H17L18 243H19V241L21 242V240H23L24 242H25V240H27V242H29L28 239H31V238H32L31 235L29 236V235H26V234H25V238H23ZM37 237H41L40 234L37 235V236H34V238H35V240H39L40 243H41V242H44V241H42V240H44V237H45V236H44V237L42 236V238H41L42 240H41L40 238H37ZM82 237H83V236H81V239H82ZM84 237H83V238H84ZM91 237H93V236H91ZM91 237L89 238V241H91V242L86 241V240H84V239H83L84 241H82L81 239H79V241H81L82 244H84L85 242H86V243H90V244H91L90 246H93V248H94V245H93L94 242L92 243L93 240H91V239H96L95 237H97V236L95 235V237H93V238H91ZM98 237H97V239H98ZM6 238H4V239H6ZM22 238H23V239H22ZM36 238H37V239H36ZM75 238L77 239V237H75ZM112 238H113V236H112ZM4 239L2 240V244H3V242H5L6 244L4 243L3 245H4V246H7V248H8L9 250L7 251L6 248H5V249H6V250H5L4 247H3V245H2V246L0 245V246H1V247H0V251H2V250L4 249L3 252L5 251V252H6L5 254L7 255L6 257H5L4 255H2V257L4 256L3 258L0 257V264H9V263H10V264H12V263H13V264H19V261H20V259H22V258L19 256V253H18L16 250H14V249L11 248V247H14L15 244H17V241L15 240L16 242L14 241V243H13V242L10 243L9 240H8V238L6 239V240H8V241H6V240H4ZM64 239H66L65 241H67V238H66V237H65ZM69 239H70V238H68V240H69ZM97 239H96V241H98V243H97L96 246H98V244H99V240H100V239H99V240H97ZM121 239H122V238H121ZM50 240H51V242H50ZM102 240H100V242H102ZM69 241L71 242V245H72V244L74 245V243L72 242L71 239H70ZM24 242H23V243H24ZM36 242H37L38 244H40L38 241H36ZM36 242L33 241V243H36ZM83 242H84V243H83ZM111 242H112V241H111ZM9 243H10V244H9ZM23 243H22V244L19 243V244L25 248V246H24ZM57 243H58V242L55 243V246L53 245L54 247L51 245V247H52V252L54 251L53 248L60 249V252H59L60 254H57V253L55 254V252L53 253V257H52V258H55V259H54V262H56L57 259H58V261H59L60 258L62 259V260L60 259V261H63V259L65 258L66 260L63 261V264L69 262V260L73 261L72 264H79V263H80V264H89V263H90V262H89L90 260L87 259L88 257H85V256L83 255V257H84V258H83V257L81 256L82 254H79V253H81L82 251H80V249L77 248V247H78L77 244H75V246L72 245V247H70L69 244H68V245L66 244L68 247L63 248V249H65V250L68 252V254H67V252L65 251V252H66V255H68V256L70 255V256H69L70 259H68L69 257H68V256L66 257V255H63L64 257L60 256V255H62V254H65V252L61 250V249H62V248H61V247H62V244L60 245V248H58V246H56ZM65 243H66V242H65ZM79 243H80V242H79ZM106 243H107V241H106ZM113 243H114V242H113ZM0 244H1V241H0ZM8 244L10 245V247L8 246ZM13 244H14V245H13ZM25 244H26V243H25ZM52 244H54V243H52ZM95 244H96V242H95ZM40 245H41V244H40ZM29 246H31L32 248H35V249L37 248L36 250L39 252V253H38L37 251H32L33 249H31L32 253L35 252L34 255L32 256V257H35V258H34V263H36V264H38V263H39V264H40V263H41V264H46L45 261H46V258H47V253H45V251H46L47 249L44 248L43 246H42V247H41V246H40V247H39V246L37 247L36 245H35L36 247H35L34 245H29ZM33 246H34V247H33ZM79 246H80V245H79ZM103 246H104V245H103ZM2 247H3V249H2ZM69 247H70V248H69ZM73 247L75 248V251H74V252H73V250H74ZM41 248H44V249H41ZM93 248H92V249H93ZM95 248H96V247H95ZM67 249H68V250H67ZM10 250H11V251H10ZM12 250L15 252V254L12 253V252H13ZM41 250H43V251H41ZM44 250H45V251H44ZM71 250H72V251H71ZM102 250H103V249H102ZM40 251H41V252H40ZM76 251H77V252H76ZM97 251H98V250H97ZM36 252H37L38 254H40V253H43V254H44V253H45L44 255H45L46 258L43 259L44 257H43L42 255H41L42 258H41V257H38V255L36 254ZM57 252H58V251H57ZM62 252H63V253H62ZM78 252H79V253H78ZM93 252H95V251H93ZM99 252H101V251H99ZM17 253H18V254H17ZM77 253H78V254H77ZM73 254H75V255H73ZM76 254L78 255V257H76ZM96 254H98V253H96ZM35 255H36V256H35ZM56 255L59 256V257L56 258ZM106 255H107V254H106ZM54 256H55V257H54ZM10 257H11V258H10ZM80 257H81V259H80ZM91 257H92V256H91ZM37 258H38V259H37ZM40 258H41L42 260H41ZM73 258H75V259H73ZM101 258H102V257H101ZM101 258H100V259H101ZM36 259H37L39 262H38ZM76 259H78V261H76ZM79 259H80V260H79ZM89 259H90V257H89ZM91 259H92V258H91ZM52 260H53V259H52ZM83 260H84V261L86 260L85 263H84ZM98 260H99V258H98ZM36 261H37V262H36ZM60 261H59V263H57V264H61L62 262H60ZM71 261L69 262L70 264H71ZM74 261H75V262H74ZM79 261H80V262H79ZM87 261H88V262H87ZM91 261L93 262L94 260H91ZM20 262H21V261H20ZM23 262H24V261H23ZM48 262H49V261H48ZM64 262H65V263H64ZM76 262H77V263H76ZM82 262H83V263H82ZM96 263H97V262H95V264H96ZM20 264H22V262H21ZM23 264H26V263H23ZM99 264H101V263H99Z\"/></svg>", "mask_w": 264, "mask_h": 264}]
</instances>
